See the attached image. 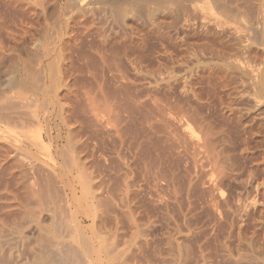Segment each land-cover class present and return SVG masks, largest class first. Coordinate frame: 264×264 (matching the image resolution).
Segmentation results:
<instances>
[{"label": "rangeland", "instance_id": "374dc122", "mask_svg": "<svg viewBox=\"0 0 264 264\" xmlns=\"http://www.w3.org/2000/svg\"><path fill=\"white\" fill-rule=\"evenodd\" d=\"M24 2H29V3H32L35 2V0H31V2L29 0H23ZM55 1V2H53ZM64 1V3H63ZM67 1V5L65 0H49V2L44 1V0H37L35 5H42L41 8L44 9V11L42 12L38 7L37 10L40 11L41 14H43L44 16H42L40 14V18H38L37 20V17H33L31 16V18L33 19V21L31 20V18H27L30 14H28L27 17H25L27 14L23 15L20 14V12H17L19 13L18 15H21V16H18L16 14V12L13 11V9L9 10L8 12V9H11V8H7L5 7V5L3 3H1L0 1V16H3V20L5 22H2L0 19V22L4 23H0V47H6V51H14L16 50V48L18 47H22V50L21 48L17 49L15 54L14 52H9V54H7L8 52L5 51V57L6 59L3 58V60L0 59V86L1 88L6 86V84H8V82H10L12 79H13V84H16L18 81H19V78L21 79V75L20 74H28V71L32 70V68H34L35 66L38 67V66H41L42 68H44V70H49L52 68L54 71L57 70V72H54L51 71L54 73V74H61L62 69V64L64 66V62L62 61L64 59V61L66 62V59L64 56H61L60 54H55L54 55H57L54 59L58 60L61 56V60L59 59V62L58 61H55L53 59V56H51L50 61H47V60H44V61H41L38 60V63H40L39 65H37L36 61L37 59L33 58V54L31 55V58H30V53L34 51H37L38 49H40V47L44 46V47H49L48 46V40L51 39L54 41V44L55 46L57 47H63L65 46V44L63 42L66 41V38L69 36L67 34H65L67 31L70 32L71 31V34L72 32L74 31L75 33H73V36H78L77 38L75 37H72L73 39L70 40V43H66V46L68 45L70 47V44H71V47H83V50L86 52H83L85 54H81L80 57H79V54L77 52L76 55L75 53L71 54V62L73 63L74 61V64L71 63L70 66H72V69L73 71L75 70L76 68V71L77 73L74 75V72H73V75L75 77V79L79 78L81 80H84V84H80V80L77 79L75 80L76 84L77 82H79L80 85L78 86H86V85H90V84H93L92 82L94 80L93 77H98V76H101V78H96L98 79H101V82L104 84L106 90H107V87L109 88L108 90L111 91L113 90V92H115V97L114 99L111 98L109 101L110 104L108 103V99H107V103L106 101H98L100 103H97V104H100L99 107H105V111H104V107L102 108L103 111H99V110H102V109H97L98 108V105L96 104L95 106V109L92 110L93 112L97 111V112H100L101 113V116H100V113L95 115L93 114V117H92V114L89 113L88 114V110L87 108L85 109L86 111H84L83 113H81V111H78L76 112L79 113V115H82V117H80V121L77 124H74L75 127H79L78 129L77 128H74V125L71 124V126L73 127H64L63 128L65 130L61 131V137H60V141L56 142V143H53L51 149L54 147V150L55 148L59 150V152L61 151V149L63 151H65V153L63 152L66 156H68L67 153H69V150L71 148L75 149V150H72V151H78L80 152L79 155L77 154H74V152H71L70 150V158L69 156L68 157H65L67 159V161L65 160L64 158V154L62 153V156L64 159L61 160L60 157H58V161H61L59 162L63 164L64 162V168L65 169H68L69 170V165L71 166L70 167V173H68L69 171H67V179L66 177H60V178H57V182H54V185H51V189L50 188V185L49 187H47V189H45L44 191L40 192L42 194H37L38 192H35V195H31L34 196L33 199L35 202H37V204H35L36 206H34L33 204L35 202H29L28 204V201H32L30 198L29 200H27V203H26V206L27 204L28 205H31V207H24L25 206V203H23V205L21 207H23L24 209L28 208V209H31L33 210L32 212L35 214H33L31 212V210H25L27 212L25 213H29L27 215H25V217L23 218L22 216L25 214L24 212L23 213H19V211L22 212V210H20L19 206L17 207L18 209H14L12 210V213L13 215L16 217L14 218H11L12 216L10 215V212L7 211V210H4L2 209L3 211L0 210V212L4 215V213L9 212L8 215L6 216L7 219L4 217V219L8 222H1L0 223V250H2L1 252L4 253V255L0 252V264H4L7 260V262L5 264H20L18 262H21V264H35L33 263L35 261V257L38 255V251H40L39 253H41V248L40 247H43L42 246V237H44L43 240L49 238V236H54L56 235L57 233V230H55V227L58 225V222H62L64 221L62 219V217L65 216V214H69L68 216L66 215L64 217V219H68L66 220L67 221V227L69 229V226H68V223L69 225L71 226L70 227V230H72L74 227V230L75 232L79 235H81L80 233H82L84 236V238H86L83 242H78L79 240H81V236L78 240L75 241L76 238H74L73 242L78 245L80 247L81 250H83V252H86L89 253L86 254L88 257H89V262L91 264H95L96 262H98L99 264H108V260H109V253L111 251L110 249V246H114L115 245H118L120 244L121 242H123L124 240V237L125 239L129 238L130 241H132V238L134 240H139L140 236H141V240H147L149 242V248L147 247V249H145V252L146 253H150L151 255L153 254V251L154 253H162L164 254L165 252V243L163 242L164 240H168L172 237V239H178V236L180 239L178 240H187V242L190 243V246H191L195 251L197 250V252H193L194 253H198L199 252V249L200 250H203L204 253L206 252L207 254H209L210 256H207V260L208 261H215V263L213 262V264H219L221 263V260H222V256H220L222 254V249L221 248V243H223L224 245V241L229 245V247H231L230 250L234 251L235 249L237 250H240V249H247L248 251H251V246H249L250 244V240L253 236V232L254 231H258L259 235L262 236V239L264 238V182H261L263 184H260L258 185L259 189H261V191H258V187L257 188H254V184L253 183H249L248 180L244 179V181L242 182V184L246 185V186H242V187H235L233 188V190H226L224 189L223 190V195L220 196V194H218V191L214 188L213 184H209V180H210V177H209V173L210 171V166L207 167L208 168H205L203 167L205 164L200 161L201 163H203L204 165L200 164L198 165V161L196 160V164L193 163L194 161H192V146L189 147V143L186 142V138L185 136L182 135V124L183 123H186V122H189L188 124H190L191 126H193V128H196V124H194L191 120H188L186 119L187 117L184 115V113L181 111L179 112V109L177 108V104L178 102L183 104L185 103L186 107L189 106L188 105V102L191 106H193L194 104V107L198 108V110L203 114H205L204 116H209L207 117L206 119H210L212 121V123H215V125L217 123L220 122L221 120V114H223V110L221 111V109L223 108L222 104H221V99L223 102H225L223 100V98H225L224 95H226L225 91H223V88H219V79L215 76H212L213 80H211V83L208 81L210 76H209V73L211 70V68L213 70H218V69H223V67L225 66L227 68V70L225 69L224 67V72L226 73V75L229 77L230 81H232V86H231V90H233L235 87V89H238L235 90L236 92H234V90L232 91L233 94H231L230 96H234L235 93L238 92V94L240 95H243L241 97H251V96H248L249 94L247 93L246 94V90H250V85L248 84V81H246V78L244 77H247L250 73L249 69L245 68V72L244 74H248V75H245L244 74H240V68H236L234 67L235 66V63L234 65L231 63L232 62V58L231 57H228L230 58V60H228V58L226 57V55H223L221 54L219 51L218 52H215V50L212 48V50L208 49L210 47V45H207L208 42L206 41H209L210 43L214 40H217L219 41V44L221 43L220 41H222L221 44H225L224 45H221L218 46V47H224L226 46L227 44V47L230 45L232 46L234 49V51H238L239 54L241 53L240 51H242V45L243 44H246L248 41H244L246 38H248L252 33H251V30L249 31L248 28H247V24L244 22V20H242V18L240 19V16L238 15V17L236 18V12L232 13L235 15V19H233L234 21V24L237 23L238 21H243L241 24H239V22L236 24L238 25L239 24V27L237 28H246V31L248 30V32L245 31V33L243 32V29L242 32H240L241 30H237L235 35L231 34V32L233 31V27L235 25H233V23L231 24V20H230V17H231V13L229 12L230 14V17L229 14H225L227 13V11L224 12V10H222V8H218L221 9L219 10L218 8L215 9V0H211L210 4L211 6L213 5L214 8L212 7H208L209 9L212 8L215 12L218 11V13L216 12V14H214V18H212L213 14H211V12L213 11H210L208 9V11H210V13H208V11H206V16L209 18L210 16V20H214L215 18V21L210 23V20L208 18H206V16L204 15L205 14V11L203 10H206L207 8H204V7H207V6H204L203 7V3L204 1L206 0H200L201 2H198V4L195 6L194 4V1L193 0H71V1H74V2H71L70 0H66ZM70 1V2H69ZM75 1H78L79 3H81L79 5V3H75ZM83 1V2H82ZM193 1V2H192ZM198 0H196L195 2H197ZM209 4V1L210 0H207ZM40 2V3H39ZM47 2V4H53L52 6H46L45 3ZM52 2V3H51ZM59 2V3H58ZM44 3V4H43ZM55 3V4H54ZM73 4L75 3V6L76 4L79 5V6H76V9L74 8L75 6L73 5H70V4ZM191 3V4H190ZM202 5V7L204 8L203 10H198L199 6L198 5ZM215 5H214V4ZM64 4L66 7L68 6L69 8L71 9H74V10H69L68 7L65 8V6L62 5ZM83 4V5H82ZM86 6V8L83 9L84 6ZM194 7L196 8H193V5ZM55 5V6H54ZM57 5V6H56ZM60 5V7H59ZM71 7H70V6ZM82 5V6H81ZM87 5H90L89 6V10H90V7H91V10L90 11H87ZM200 5V6H201ZM54 6V8H53ZM81 6V7H80ZM48 7V8H47ZM56 7H57V11H56ZM63 7H64V10H63ZM78 7V8H77ZM81 10H80V8ZM2 9V10H1ZM61 9V10H60ZM68 10L70 11L69 14H64V11ZM79 9V10H78ZM84 10V14L82 16L81 11ZM87 9V10H86ZM197 9V10H196ZM201 9V7L199 8ZM6 10L9 14H7V12L5 13ZM60 10V11H59ZM196 10V11H195ZM4 11V12H3ZM46 11L47 14H44ZM51 11V12H50ZM63 11V13L61 12ZM72 11V14L74 17H77V19L80 21H78L77 19L75 20V18L70 15ZM80 11V12H78ZM87 11V13H85ZM198 11V12H197ZM202 11V12H201ZM220 11L222 12L220 14ZM14 12V13H13ZM57 12V14H56ZM74 12V13H73ZM81 15L78 14V13ZM200 12L203 13L202 18L200 16ZM3 13H5V15H2ZM12 13V14H11ZM95 13V14H94ZM15 14L21 18V19H16L17 16H15ZM61 14H63L62 16H60ZM77 14V15H76ZM92 16H90V15ZM198 14V15H197ZM209 14V15H207ZM218 14V16H217ZM12 15V16H11ZM15 17H14V16ZM50 15V16H49ZM67 17H65V16ZM72 17H70V16ZM86 15V16H85ZM195 15V16H194ZM215 15L217 17H219V19L217 20V17H215ZM220 15V16H219ZM224 15H227V16H224ZM63 18V19H61ZM85 16V19L88 21H86L85 19H83ZM91 18H90V17ZM204 16V17H203ZM10 17V18H9ZM11 17H12V20H11ZM23 17H25L26 19H29V22H32L34 23L35 21H38L37 24L36 22L33 24L36 28H34V26L31 27V24L30 25V28L28 27H23L24 24H27L29 22L25 21L24 23V19H22ZM30 17V16H29ZM39 17V16H38ZM71 18L74 20H71L73 21V23L71 21H67L68 18ZM87 17V18H86ZM94 17V18H93ZM198 17V18H196ZM225 21V18L227 17V21L225 22H228L230 24H227L223 21V19ZM5 18V19H4ZM66 18V19H65ZM70 18L68 20H70ZM81 18V20H80ZM93 18V20H92ZM204 18V19H203ZM221 18V20H220ZM234 18L233 16L231 17V19ZM239 18V19H238ZM15 21H14V20ZM65 19V20H64ZM83 19V20H82ZM89 19V20H88ZM194 19V20H193ZM228 19L231 21H228ZM19 20L20 22H23V25H21L22 23L19 24ZM23 20V21H22ZM35 20V21H34ZM61 20H64L62 21V23L60 22ZM204 20V22H202ZM208 20H209V23H208ZM219 20L221 22H219ZM41 21V22H40ZM58 21H59V24H58ZM76 21V22H75ZM82 21V23H81ZM92 21V22H91ZM200 21V22H199ZM225 24H223L222 23ZM237 21V22H236ZM40 22L41 25H39L38 23ZM64 22V23H63ZM67 22V25L66 23ZM89 22L90 25H89ZM93 22H94V25H93ZM202 22V23H201ZM219 22V23H218ZM46 23V24H45ZM69 23L70 26L68 25ZM82 25H81V24ZM88 23V24H86ZM197 23V24H196ZM208 23L207 26H205L206 24ZM215 23H217V26L221 25L223 26V30H220V28H222L221 26L219 27V30L218 28H215ZM221 23V24H220ZM4 25L5 28H3L2 26ZM59 26H58V25ZM67 26V27H65ZM75 24V25H74ZM201 24V25H200ZM212 24V25H211ZM242 24H246L245 26H243ZM27 25V26H29ZM62 25V26H60ZM74 25L73 29H71V27ZM81 25V26H80ZM204 25V26H203ZM214 25V26H213ZM228 25V26H226ZM230 25L231 28H230ZM210 26H213V27H210ZM216 26V27H217ZM226 28H225V27ZM241 26V27H240ZM19 27H23L25 30L24 32H27L29 30L30 33H25L23 32V30H21V28ZM58 27H62L63 29H60ZM83 27V28H82ZM88 27V28H87ZM202 27V28H201ZM22 28V29H23ZM65 28V29H64ZM80 28V29H79ZM88 30H87V29ZM225 28V29H224ZM29 29V30H28ZM57 29V30H56ZM61 30V34L60 33V30ZM67 29V30H66ZM227 29V30H226ZM232 31H231V30ZM55 30H56V33H55ZM59 30V32H58ZM73 30V31H72ZM79 30V31H78ZM210 30V31H209ZM228 31L227 34L226 33H223L224 31ZM21 31V32H20ZM66 31V32H65ZM209 31V32H208ZM219 31V32H218ZM32 32V33H31ZM58 32V33H57ZM213 32V33H212ZM239 32V33H237ZM77 33V35H76ZM80 33V34H79ZM204 33V34H203ZM206 33V34H205ZM241 33H244L242 34L241 36H244L246 35V33L248 35H246V38L245 36L242 38L240 36ZM251 33V34H250ZM61 34V35H60ZM75 34V35H74ZM201 34V35H200ZM218 34V35H217ZM224 34V35H223ZM226 34V35H225ZM239 34V35H238ZM51 35V36H50ZM56 35V38H52ZM59 35V36H57ZM65 35H68L65 37ZM198 35V36H197ZM210 35V36H208ZM214 35V36H213ZM206 36V37H205ZM220 36V38H218ZM238 36L240 37L241 39V43L239 42L240 39L238 38ZM59 37V38H58ZM62 37L64 39H62ZM215 39H214V38ZM234 37H236V41L234 39ZM46 38V39H45ZM198 38H200V40H198ZM203 38V39H201ZM210 38V40H206ZM222 38V39H221ZM227 38V39H226ZM245 38V39H244ZM250 38V37H249ZM75 39L77 40L75 42ZM205 39V40H204ZM213 39V40H212ZM221 39V40H220ZM239 39V40H238ZM242 39L244 42H242ZM63 40V41H62ZM65 40V41H64ZM74 40V41H73ZM203 40V41H202ZM216 40V47H217V44H218V41ZM50 41V40H49ZM199 41V42H197ZM201 41V42H200ZM62 44H61V43ZM78 42V43H77ZM197 42V44H196ZM203 42V44H202ZM206 42V44L204 43ZM213 42V43H214ZM228 42V43H227ZM46 43V44H45ZM74 43L76 45H74ZM212 43V44H213ZM231 43V44H229ZM234 43V45H233ZM64 44V45H63ZM79 44V45H78ZM206 46H205V45ZM218 44V45H219ZM42 45V46H41ZM62 45V46H61ZM73 45V46H72ZM214 45V44H213ZM65 46V47H66ZM67 46V47H68ZM235 46V47H234ZM237 46H239L240 48H238ZM10 47V50H8L7 48ZM25 47H26V51H25ZM31 47L32 50H31ZM34 47H37L34 49ZM85 47V48H84ZM88 49H87V48ZM93 47H95L94 49H97L98 47L99 50H103V51H98V50H93ZM103 47V48H102ZM104 47H109L108 49L104 48ZM122 47H131L137 51L136 53L140 56V59L139 61L133 59V55L132 56H129L127 57L126 55H124L122 52L121 54H118L119 52L118 51H123V48ZM13 48V50H12ZM15 48V49H14ZM30 48V51L28 50ZM138 50H137V49ZM236 48V49H235ZM120 49V50H118ZM215 49H218V48H215ZM238 49V50H237ZM111 50L113 51L112 54L113 56L109 55L111 54ZM118 50V51H117ZM28 51V52H27ZM39 51V50H38ZM92 53L91 55L92 56H95V57H91V55L89 54V52ZM95 54H98V55H93V52ZM96 51L98 52H102L101 53V56H100V53H96ZM116 51V58H115V52ZM217 51V50H216ZM26 52V53H25ZM87 52L89 55H87ZM107 52H109L108 56L106 57H111L112 59H114L113 63L112 61L109 62V59L108 61H106L107 59H105V55H107ZM237 52V53H238ZM29 55H28V54ZM103 53L105 55H103ZM11 55V56H10ZM73 55V56H72ZM76 57H75V56ZM86 56L83 58V56ZM220 57H219V56ZM223 55V56H221ZM10 56V57H9ZM19 56V58H18ZM59 56V57H58ZM89 56V57H88ZM99 58V56L101 57V61L98 60L97 58ZM104 56V59H102ZM118 56V57H117ZM9 57V58H8ZM21 57V58H20ZM28 59V57L30 58L31 62H32V58L35 60V64H33L31 67L30 65H27L25 63V60H27L26 58ZM74 57V58H73ZM225 57V58H223ZM25 58V60H24ZM63 58V59H62ZM74 60H73V59ZM77 58V59H76ZM79 58H83L84 60L85 59H91L90 61L94 63H97L99 64L97 66V64H94V63H90L88 62V65H91V69L90 67L88 69H86V65H87V60L84 61L85 66L83 65L84 63L81 61L80 59V63L78 62ZM96 58V59H95ZM118 58V60H117ZM221 58V59H220ZM223 58V60H222ZM9 59V60H8ZM82 59V60H83ZM95 59V60H93ZM111 59V60H112ZM229 61L225 64L224 61ZM8 60V61H7ZM23 60V62L21 61ZM29 59L27 60L28 62L30 61ZM52 60H54L55 62H53ZM77 60V62L75 63V61ZM98 60V61H97ZM104 60V61H103ZM20 61L22 62L24 68L27 66V68H21L22 64H20ZM46 61V62H45ZM105 62L104 65H101L102 63L100 62ZM116 61V63H115ZM219 61V62H218ZM221 61V62H220ZM45 62V63H44ZM49 62V63H48ZM82 62V63H81ZM120 64H119V63ZM224 62V63H223ZM25 63V64H24ZM44 63V64H42ZM46 63L49 64L51 67H49V65L46 66ZM56 66H55V64ZM59 63H62L61 65ZM107 63H111V64H107ZM118 63V64H117ZM223 65H222V64ZM29 64V63H28ZM54 64V65H53ZM80 64H82L84 66L81 65L80 67ZM96 65V66H93L92 68V65ZM105 64L107 65H111V66H114L115 64L119 65L118 68H116L114 66V69L113 68H110V67H106ZM213 64V65H212ZM215 64V65H214ZM56 69H54L55 67ZM79 66V68L81 69V71L83 69H86L83 70L84 71V75H83V71L82 72H78L79 68L78 67H75V66ZM87 65V66H88ZM100 65L102 66L100 68ZM221 65V66H220ZM226 65H229L228 67ZM233 65V66H232ZM22 66V67H23ZM28 66H29V70L28 69ZM60 66V67H59ZM103 66H105L107 68H103ZM212 66V67H211ZM223 66V67H222ZM48 67V68H46ZM75 67V68H73ZM96 68L95 72L97 73H93L94 69ZM97 67L98 68V72L100 70H102V72L100 71V75L99 73L97 72ZM221 67V68H220ZM233 69H232V68ZM23 69L21 71V69ZM31 68V69H30ZM60 68V69H59ZM116 68V69H115ZM119 68L121 69L119 71ZM229 68V69H228ZM35 69V68H34ZM59 69V70H58ZM105 69V70H103ZM111 69V70H110ZM118 69V70H117ZM210 71H209V70ZM230 69L232 71H230ZM37 70V68L35 69ZM43 70V71H44ZM91 70V71H90ZM113 70V71H112ZM124 70V71H123ZM226 70V71H225ZM239 70V71H238ZM241 70L243 71V68H241ZM25 73H24V72ZM29 71V72H30ZM42 71V74L39 75L40 78L41 77H44V75L46 74H49L47 71H44L43 73ZM91 72L93 74L90 75V73L88 72ZM103 71H106L103 73ZM113 73H111V72ZM122 71V72H121ZM229 71V72H228ZM22 72V73H21ZM32 72H34V70H32ZM31 74L29 76L26 75L25 77H27L28 79H30L29 77H31V80H37L38 78V74H36V78L35 76L33 77L32 75H34V73ZM47 72V73H46ZM117 74H116V73ZM120 72V73H119ZM232 72V73H231ZM249 72V73H248ZM36 73V72H35ZM52 73V74H53ZM19 74V75H18ZM59 74V75H60ZM87 74V75H85ZM102 74V75H101ZM200 74V75H199ZM204 74V75H203ZM236 74V75H235ZM251 74V73H250ZM93 75V76H92ZM105 75V76H104ZM119 75H122L121 77ZM127 75V76H126ZM239 75V76H238ZM92 76V78H90ZM104 76V77H103ZM196 76V77H195ZM207 76V77H205ZM232 76L234 78H232ZM239 78H238V77ZM243 76V77H242ZM15 77H19V78H15ZM33 77V78H32ZM89 78L90 81L92 80V82H87L85 79L83 78ZM113 77V79H111ZM215 77V78H214ZM14 78L17 79L14 81ZM22 78H24V76H22ZM104 78V79H103ZM109 78L111 80H109ZM122 78V79H121ZM125 80H124V79ZM202 78V79H201ZM218 80H217V79ZM107 79V80H106ZM130 79V80H129ZM134 79V80H133ZM243 79V80H242ZM10 80V81H9ZM116 80V81H115ZM120 80V81H119ZM197 80V81H196ZM105 81V83H104ZM118 81V82H117ZM126 81V83H125ZM131 81V82H129ZM134 81V82H133ZM191 81V83H190ZM208 81V82H206ZM217 81V82H216ZM241 81H245L244 83L241 82ZM16 82V83H15ZM86 82V84H85ZM97 82V80H96ZM110 82V83H109ZM120 82V83H119ZM128 82V84H127ZM241 84H240V83ZM90 83V84H89ZM198 83V84H197ZM203 83V84H202ZM209 83V84H207ZM216 83V84H215ZM118 84V86H117ZM192 84V85H191ZM207 84V85H206ZM214 86H211L213 85ZM234 84V85H233ZM236 84V85H235ZM243 84V86H242ZM18 85V86H17ZM17 85H14V86H17L16 88H19V87H22V85L19 84V82L17 83ZM20 85V86H19ZM107 85V86H106ZM120 85V87H119ZM123 85V86H122ZM126 85V86H125ZM142 85V86H141ZM145 87H144V86ZM217 85V86H216ZM110 86V87H109ZM128 86V87H127ZM133 86V87H132ZM135 86V87H134ZM138 86V87H137ZM165 86V87H163ZM210 86V87H209ZM233 86H235L233 88ZM248 86V87H247ZM113 87V88H112ZM161 87V88H160ZM244 87H247V89H245ZM15 88V89H16ZM115 88V90H114ZM133 88V89H132ZM137 88V89H136ZM146 88V89H145ZM149 88V89H148ZM168 88V89H167ZM188 88V89H187ZM191 88V89H190ZM200 88V89H199ZM233 88V89H232ZM243 88V90H241ZM119 89V90H118ZM155 89V90H154ZM117 90V91H116ZM125 92H123V91ZM126 90H128L126 92ZM131 90V91H130ZM217 90V91H216ZM110 91V92H111ZM118 95L116 92H118ZM143 91V92H142ZM241 91V92H240ZM244 91V92H243ZM132 92V93H131ZM138 94H137V93ZM147 92V93H146ZM149 92V93H148ZM231 92V93H232ZM240 92V93H239ZM128 93V94H127ZM136 93V94H135ZM139 93L141 94L139 95ZM245 93V95H244ZM122 94V95H121ZM127 94V95H126ZM130 94V95H129ZM132 94V95H131ZM188 94V95H187ZM201 94V95H200ZM203 94V95H202ZM214 94V95H213ZM135 95V96H133ZM137 95V97H136ZM139 95V96H138ZM146 95V97H145ZM150 95V96H149ZM162 95V96H161ZM128 96V97H126ZM149 96V97H148ZM157 96V97H156ZM168 96V97H167ZM181 96V97H180ZM195 96L197 98H195ZM215 96L217 99H215ZM221 96L223 98H221ZM227 96V95H226ZM126 97V98H125ZM134 97V99H133ZM143 97H144V100H143ZM159 97V98H158ZM166 97V98H165ZM173 97V98H171ZM192 97V99H191ZM203 97V99L201 98ZM153 98V99H151ZM162 100H161V99ZM212 98V99H211ZM219 98V99H218ZM118 99V100H117ZM123 99V100H122ZM157 99V100H156ZM171 99V100H169ZM179 99V100H178ZM244 99H248V98H243V101H244V105L245 103H247L246 100ZM250 99V98H249ZM115 100V101H114ZM131 100V101H130ZM152 100V101H151ZM160 100V101H159ZM173 100V101H172ZM200 100V101H198ZM214 100V101H213ZM225 100H227V97L225 98ZM125 101V102H124ZM136 101V102H135ZM149 101V102H148ZM167 101V102H166ZM171 101V102H170ZM195 101V102H194ZM105 102V103H103ZM112 102V103H111ZM116 102V103H115ZM131 102V104H130ZM138 102V103H137ZM141 102V103H140ZM158 102V103H157ZM161 102H163V104L161 105ZM103 103V104H101ZM121 103V104H119ZM156 103V104H154ZM166 103V104H165ZM169 103V104H168ZM110 105L111 108H108V109H112V110H108L109 112L111 111L112 112V115H111V112L109 113L107 110H106V107L107 105ZM123 104H125L123 107ZM134 106H133V105ZM136 104V105H135ZM138 104V105H137ZM153 104V105H152ZM165 104V105H164ZM103 105V106H101ZM157 107H156V106ZM161 105V106H159ZM176 105V106H175ZM209 105V106H208ZM127 106V107H126ZM131 106V107H130ZM133 106V107H132ZM136 106V107H135ZM143 106V107H141ZM173 106V107H172ZM97 107V108H96ZM122 107V108H120ZM145 107V108H144ZM149 107V108H148ZM152 107V108H151ZM159 107V108H158ZM213 107V108H212ZM218 107V108H217ZM120 108V109H119ZM151 108V110H150ZM176 110H175V109ZM220 108V109H219ZM82 109V111L84 110V108H80ZM117 109V110H116ZM122 109V110H121ZM126 109V110H124ZM149 109V110H148ZM164 109V110H163ZM167 109V110H166ZM171 109V110H170ZM173 109V110H172ZM178 109V111H177ZM211 109V110H210ZM90 110V109H89ZM134 110V111H133ZM163 110V111H162ZM175 110V111H174ZM244 110V109H243ZM123 111V112H122ZM151 111V112H150ZM157 111V112H156ZM162 111V113H161ZM210 111V112H209ZM213 111V112H212ZM217 111V112H216ZM242 111V109H241ZM90 112V111H89ZM107 113L104 114V113ZM117 112V113H116ZM146 112V113H145ZM149 112V113H147ZM167 112V113H166ZM171 112V113H170ZM174 112V113H173ZM243 112V111H242ZM86 115H85V114ZM116 113V114H115ZM141 115H140V114ZM153 113V114H152ZM176 113V114H175ZM215 113V115H214ZM84 114V116H83ZM91 114V115H90ZM102 114L105 118H107V121H110L109 123L105 120L104 117H102ZM144 114V115H142ZM183 114V115H182ZM217 114V115H216ZM220 114V115H219ZM263 114H264V111H263ZM262 114L261 117H264V115ZM107 117H106V116ZM115 115V116H114ZM139 115V116H138ZM155 115H157L155 117ZM160 115V116H159ZM172 115V116H171ZM177 115V116H176ZM179 115V116H178ZM78 116V114H77ZM91 116V118L88 117ZM95 116V118H94ZM148 116V118H147ZM159 116V117H158ZM186 117V118H183ZM79 117V116H78ZM83 117L84 119L86 118L87 121H84L83 122ZM98 117V118H96ZM102 117V118H101ZM132 117V118H131ZM138 117V119H137ZM145 117V118H144ZM151 117V118H150ZM155 117V118H154ZM173 117V118H172ZM179 117V119H178ZM96 121L98 120L99 122L102 121L106 123H104V127L101 125V123L99 122H95L93 119ZM99 118L103 119V120H100ZM120 118V119H119ZM159 118V119H158ZM160 118L162 120H160ZM169 118V119H168ZM182 118V120H181ZM90 119L92 122H90ZM110 119V120H109ZM134 119H136L134 121ZM142 119V120H140ZM153 119V120H152ZM185 119V120H184ZM208 119V120H209ZM213 119V120H212ZM140 120V121H139ZM147 120V121H146ZM187 120V121H186ZM217 120V121H216ZM262 124L261 127L264 128V118H262ZM89 121V122H88ZM122 121V122H121ZM129 121V122H127ZM158 121V122H157ZM161 121V122H160ZM163 121V122H162ZM216 121V122H215ZM86 122V125L84 124ZM95 122V124H94ZM116 125H115V123ZM118 122V123H117ZM136 122V123H135ZM142 122V123H141ZM169 122V124H168ZM171 122V123H170ZM178 122V123H177ZM52 125V129H54L53 125L54 123L51 122ZM83 123V125H81ZM93 123V124H92ZM111 123V124H110ZM128 123V125H127ZM149 123V124H148ZM153 123V124H152ZM161 123V124H160ZM176 123V124H175ZM182 123V124H180ZM234 123V122H233ZM233 123H232V126H233ZM93 125L92 127L89 126V125ZM98 124V125H97ZM106 124V125H105ZM126 126H125V125ZM132 124V126H131ZM141 124V125H140ZM156 124V125H155ZM171 124V125H170ZM173 124V125H172ZM231 124V122L229 123V125ZM77 125V126H76ZM85 125V126H84ZM103 127H101V126ZM114 125V126H113ZM123 125V126H122ZM161 125V126H160ZM164 125V126H163ZM167 125V126H166ZM263 125V126H262ZM86 126H89V130H88V127ZM96 128H95V127ZM98 126L99 129H98ZM113 126V127H111ZM121 126V127H120ZM157 126V127H156ZM160 126V127H159ZM179 128H177V127ZM84 127V128H83ZM139 127V128H138ZM166 127V128H165ZM173 127V129H172ZM236 127L235 125L233 126V128ZM76 129L75 131L74 130H71L75 135L77 134V140L76 138L73 136V133L71 132L70 134V130L68 131L67 133V129ZM94 128V130L92 129ZM110 128H115L114 130L113 129H110ZM119 128V129H118ZM136 128V129H135ZM145 128V129H144ZM163 130H162V129ZM229 128H231V125L229 126ZM98 129V130H96ZM101 129V130H100ZM154 129V130H153ZM170 129V130H169ZM177 129V130H176ZM197 129V128H196ZM80 130V131H79ZM83 130V131H82ZM92 130V132L90 131ZM98 132H96V131ZM105 130V131H104ZM144 130V131H143ZM148 130V131H147ZM160 130V131H159ZM172 130V131H171ZM180 130V131H179ZM85 131H88L86 132L87 135L85 134ZM95 131V133H94ZM111 131V133L109 132ZM133 131V132H132ZM136 131V132H135ZM163 131V132H162ZM166 131L168 133H171L168 135V133H166ZM238 131V133H237ZM241 131V128L239 129V127H237L236 129H232V132L230 130V133H233L231 134V136L234 139L233 141V148L235 149H232L233 150V153L234 155L236 156V153L238 154L237 155V158L239 157V159H237V163L239 164L240 167H245V166H249L248 165V162H244L246 161V159H243V158H240L241 156H239V152H237L239 149L238 147V139H236V137L238 138V136L242 135V136H245V133H240ZM77 132V133H76ZM104 132V133H103ZM114 132V133H113ZM119 132V133H118ZM139 132V133H138ZM153 132V133H152ZM91 133H94L91 135ZM97 133V134H96ZM101 136H100V134ZM107 135H106V134ZM162 133V134H160ZM172 133H173V136H172ZM70 137H69V135ZM85 134V135H83ZM110 134V135H109ZM123 134V136H122ZM126 136H125V135ZM180 134V135H179ZM67 135V136H65ZM85 136V139L84 137L81 138V136ZM89 135V136H88ZM99 135V136H98ZM109 135V136H108ZM112 135V136H111ZM118 135V136H117ZM139 135V136H138ZM152 135V136H151ZM237 135V136H236ZM86 136H88L89 138H91V136H94L96 137V139L94 140V137L91 139H89L88 137L86 138ZM106 136V139H104ZM145 136V137H143ZM148 136V137H146ZM151 136V137H150ZM159 136V137H158ZM161 136V137H160ZM236 136V137H235ZM242 136H240L239 138H242ZM65 137H67L66 139L69 141L70 138H73L71 139L72 140H76V141H72V142H75L74 144L77 145H73V143L70 141L67 142L66 139H64ZM102 139H101V138ZM111 137V138H110ZM141 137V138H140ZM143 137V138H142ZM157 139H156V138ZM171 137V138H169ZM180 137V138H179ZM185 140H183L184 138ZM81 138V140H84L83 142H86L84 143L85 144V147L84 148L85 150H83V142L81 143L80 141H78V139ZM122 138V139H121ZM145 138V139H144ZM153 138V139H152ZM108 139V140H107ZM124 139V140H123ZM151 139V140H149ZM163 139V140H162ZM179 139V140H178ZM66 140V141H65ZM90 140V141H89ZM100 140V142H99ZM102 140V141H101ZM104 140H107L106 143L104 144ZM172 140V141H171ZM95 141H98V142H95ZM114 143H113V142ZM140 141V142H139ZM142 141V142H141ZM151 141V142H150ZM153 141V142H152ZM159 141V142H158ZM178 141V142H177ZM185 141V143L183 142ZM188 141V140H187ZM65 142V143H64ZM80 142V143H79ZM145 142V143H144ZM169 142V143H167ZM61 143V145H60ZM92 143L94 145H92ZM112 145H111V144ZM116 143V144H115ZM142 143V144H141ZM150 143V144H149ZM161 143V144H160ZM163 143V144H162ZM170 143H173V144H170ZM175 143V144H174ZM65 144L67 145H72L73 147H68L67 145L65 146ZM81 144V145H80ZM105 146H104V145ZM108 144V145H107ZM119 144V145H118ZM177 144V145H176ZM180 144V145H178ZM237 144V145H235ZM81 147H80V146ZM173 145V146H172ZM185 145V146H184ZM188 145V147H187ZM59 146V147H58ZM65 146V150L61 147H64ZM83 146V147H82ZM96 146V147H95ZM111 146V147H110ZM155 146V147H154ZM176 146V147H175ZM184 146V147H183ZM75 147H78V148H75ZM93 147V148H92ZM172 147V148H171ZM183 147V148H182ZM187 147V148H186ZM70 148V149H68ZM89 148V149H88ZM98 148V149H97ZM118 148V149H117ZM142 148V149H141ZM154 148V149H153ZM164 148V149H163ZM185 148V149H184ZM189 148V149H188ZM81 151H80V150ZM87 149V151H86ZM93 149V150H92ZM148 149V150H147ZM152 149V151H151ZM160 149V150H159ZM191 149V150H190ZM53 150V151H54ZM92 150V152H91ZM100 150V152H99ZM118 150V151H117ZM154 150V151H153ZM163 150V151H161ZM185 150V151H184ZM187 150V151H186ZM68 151V152H67ZM83 151V152H82ZM85 151V152H84ZM113 151V152H112ZM115 151V152H114ZM148 151V152H147ZM159 151V152H158ZM173 151V152H172ZM183 151V152H182ZM236 151V152H235ZM88 152V153H87ZM90 152V153H89ZM103 152V153H102ZM121 152V153H119ZM190 152V153H189ZM72 153V154H71ZM84 153V155H82ZM86 153L88 155H86ZM92 153V155H91ZM97 153V154H95ZM100 153V154H99ZM105 153V154H104ZM116 153V154H115ZM172 153V154H170ZM185 153V155H184ZM103 154V155H102ZM113 154V155H112ZM155 154V155H154ZM156 154H159L156 156ZM163 154V155H162ZM170 154V155H168ZM71 155L73 157L72 159V162H71ZM82 155V157H81ZM95 155V157H94ZM115 155V156H114ZM136 155V156H135ZM191 155V156H190ZM83 156H86L85 158H87L88 156V160L86 159H83ZM91 156V157H90ZM105 156V158L103 157ZM113 156V157H112ZM138 156V157H137ZM144 156V157H143ZM152 156V157H151ZM186 156V157H185ZM189 156V157H188ZM97 157V158H96ZM102 157V158H100ZM120 157V158H119ZM131 157V158H130ZM140 157V158H139ZM191 157V158H190ZM60 158V159H59ZM69 158V159H68ZM94 158V159H93ZM100 160H99V159ZM111 158V160H110ZM130 158V159H129ZM143 158V159H141ZM161 158V159H160ZM174 158V159H173ZM189 158V159H188ZM102 159V160H101ZM104 159V160H103ZM107 159V160H106ZM124 159V161H123ZM132 159V160H131ZM243 159V161H242ZM106 160V161H105ZM135 160V161H134ZM63 161V162H62ZM98 161V163H97ZM111 164H110V162ZM120 161V163H119ZM146 161V162H145ZM150 163H149V162ZM156 163H154V162ZM157 161V162H156ZM160 161V162H159ZM175 161V162H174ZM177 161V162H176ZM188 161V162H187ZM239 161V162H238ZM67 162V164H66ZM70 162V163H69ZM85 162V163H84ZM87 162V164H86ZM109 162V163H108ZM117 162V163H116ZM124 162V163H122ZM139 162V163H138ZM148 162V163H147ZM163 162V163H162ZM166 162V163H165ZM170 162V163H169ZM242 162V163H241ZM245 164H244V163ZM69 163V164H68ZM75 163H78L75 165ZM106 163V164H105ZM115 163V164H114ZM119 163V164H118ZM129 163V164H128ZM198 163V164H197ZM76 166H74V165ZM97 164V165H96ZM102 164V166L100 165ZM119 167H118V165ZM127 164V165H126ZM143 164L145 166H143ZM152 164V165H151ZM154 164V165H153ZM160 166H159V165ZM173 164V165H172ZM195 164V165H193ZM247 164V165H246ZM65 165H68V167H66ZM77 165H78V168L80 169L81 167H87V170L86 168H83V170L85 169L84 173L82 174V171L77 169ZM82 165V166H81ZM87 165V166H86ZM104 165V167H103ZM109 165V166H108ZM157 165V166H156ZM188 165V166H187ZM99 168H98V167ZM101 166V167H100ZM140 166V167H139ZM153 166V167H151ZM181 168H180V167ZM194 166V168H193ZM200 166V167H199ZM92 167V168H91ZM95 167V168H94ZM124 167V168H123ZM145 167V168H144ZM186 167V169H185ZM198 167V168H197ZM201 167L203 169H201ZM242 167V168H243ZM94 168V169H93ZM108 168V169H107ZM110 168V169H109ZM113 168V169H112ZM117 168V169H115ZM156 168V169H155ZM196 168L198 170H200V172L198 170H196ZM74 169V170H73ZM105 169L109 170V171H106ZM119 169H122V170H119ZM124 169V170H123ZM128 171H127V170ZM159 169V170H158ZM189 169V170H188ZM193 169V170H192ZM207 169V170H206ZM77 170V171H76ZM89 170V172H87ZM96 170V171H95ZM115 170V171H114ZM117 170V171H116ZM143 170V171H142ZM165 170V171H164ZM175 170V171H174ZM187 170V171H186ZM205 170V171H204ZM78 171H81V176H80V173L78 174H75L77 173ZM112 171V172H111ZM152 171V172H151ZM154 171V172H153ZM179 171V172H178ZM189 171V172H188ZM203 171V172H202ZM208 172L207 174H209L207 176V174L205 175V172ZM99 172V173H98ZM101 172V173H100ZM107 172V173H106ZM120 172V173H119ZM123 172H125L123 174ZM146 172V173H145ZM163 172V173H162ZM167 172V173H166ZM178 174H177V173ZM182 172V173H181ZM196 172V173H194ZM113 173V174H112ZM115 173V174H114ZM128 175H127V174ZM166 173V174H165ZM194 173V174H193ZM201 173V174H200ZM108 174V176H107ZM77 175V176H76ZM79 175V176H78ZM83 175V176H82ZM90 175V177H89ZM120 175V176H119ZM130 175V176H129ZM134 175V176H133ZM172 175V176H171ZM187 175V176H186ZM73 176V178H72ZM125 176V177H124ZM158 176V177H157ZM180 176V177H179ZM201 178H200V177ZM71 177V178H70ZM74 177H76L74 179ZM80 177V178H78ZM95 177V178H94ZM108 177V178H107ZM151 177V178H150ZM161 177V179H160ZM170 177V178H169ZM189 177V178H188ZM64 180H63V179ZM78 178V179H77ZM121 180H120V179ZM125 178V179H124ZM135 178V179H134ZM160 180H159V179ZM173 178V179H172ZM192 180H191V179ZM197 178V179H196ZM203 178V179H202ZM101 179V180H100ZM132 179V180H131ZM171 179V180H170ZM200 179V180H199ZM208 179V181H207ZM66 180V181H65ZM77 180V181H76ZM79 180V181H78ZM82 180V181H81ZM98 180V181H97ZM103 180V181H102ZM123 180V182H122ZM136 180V181H135ZM146 180V181H145ZM198 180V181H197ZM204 180V181H203ZM247 182H246V181ZM110 181V182H109ZM127 183H125V182ZM138 181V182H137ZM153 181V182H152ZM186 181V182H185ZM190 181V182H189ZM201 181V182H200ZM206 181V182H205ZM63 182H66V187L64 185H62V187L60 186L61 183ZM73 182V183H72ZM108 182V184L106 183ZM115 182V183H114ZM170 182L171 184L173 185H170ZM176 182V183H175ZM195 182V183H194ZM209 182V183H207ZM260 183V180L258 181ZM80 183H81V186H80ZM82 183L84 184L82 186ZM132 185H131V184ZM205 185H204V184ZM134 184V185H133ZM137 184V185H136ZM181 187H179L180 185ZM186 184V185H185ZM201 184V185H200ZM250 184V185H249ZM253 184V185H251ZM69 185V186H68ZM117 185V186H116ZM126 185V186H125ZM128 185V187H127ZM179 185V186H178ZM190 185V186H189ZM192 185V186H191ZM194 185V186H193ZM196 185V186H195ZM241 185V183H240ZM262 185V186H261ZM130 186V187H129ZM135 186V187H134ZM200 186V187H199ZM204 186V187H203ZM207 186V187H206ZM251 186V187H249ZM59 188V190H57ZM71 187V188H70ZM80 187V188H79ZM98 190H96L95 188ZM99 187V188H98ZM108 187V188H107ZM184 187V188H183ZM191 187V188H190ZM197 187V188H196ZM212 187V188H211ZM46 188V187H44ZM68 188V189H66ZM83 188H84V191H83ZM102 188V189H101ZM114 188V189H113ZM118 188V189H117ZM120 188V189H119ZM122 188V189H121ZM133 188V189H132ZM141 188V189H140ZM180 188V189H178ZM212 190H210V189ZM238 188V189H237ZM248 188V189H246ZM252 188V189H251ZM256 189V191L254 189ZM73 189V190H72ZM110 189V190H109ZM125 189V190H124ZM154 189V190H153ZM223 189V188H222ZM240 189V190H239ZM258 189V190H257ZM50 193V195L53 193V190H56L57 192H59L58 195H60V193H64V196L66 197L67 199V204H63V205H66V207L68 206L69 209H66L65 207V210L66 212H63V201H61V194L59 196L60 200L58 201L57 200V203L59 204V206L57 205V203H53V206L54 207H51L52 203H50V195L47 197V191ZM52 190V191H51ZM61 190V191H60ZM67 190V191H66ZM72 192H70V191ZM116 190V191H115ZM122 190V191H121ZM152 190V191H151ZM181 192H180V191ZM237 190V191H236ZM46 191V192H45ZM66 191V192H65ZM69 191V192H68ZM95 191V192H94ZM100 191V192H99ZM126 191V192H125ZM174 191V192H173ZM209 191V195L207 192ZM233 191V192H232ZM45 194H44V193ZM97 192V193H96ZM115 192V193H114ZM121 192V194H120ZM126 194H124V193ZM156 192V193H155ZM203 192V193H202ZM82 193V194H81ZM92 193V194H91ZM96 193V194H95ZM109 193H111L109 195ZM131 193V194H130ZM154 193V194H153ZM173 193V194H172ZM175 193V194H174ZM36 194L38 195L37 198H36ZM45 195L44 197L42 195ZM99 194V195H98ZM117 194V195H116ZM184 194V195H183ZM200 194V195H199ZM205 194V195H203ZM235 194V195H234ZM239 194V195H238ZM42 197H41V196ZM70 195V196H69ZM97 195V197H96ZM113 195V196H112ZM122 195V196H121ZM160 195V196H159ZM174 195V196H172ZM191 195V196H189ZM219 195V196H218ZM63 196V197H64ZM73 196V197H72ZM80 196V197H79ZM86 196V197H85ZM94 196V197H93ZM98 196L101 198V199H98ZM164 198H163V197ZM172 196V197H171ZM128 197V198H127ZM138 197V198H136ZM171 197V198H170ZM205 197V198H204ZM210 197V198H209ZM224 197V198H223ZM233 197V198H232ZM38 198L40 199H43V202L45 201L46 198H49V199H46V201L44 202V205L43 206V203H42V200L41 204H39V208H38V203L40 202L38 200ZM73 198V200H72ZM110 200H108V199ZM121 198V199H119ZM186 198V199H185ZM192 198V199H191ZM216 198V199H214ZM85 199V200H84ZM130 199V200H129ZM190 199V200H189ZM204 199V200H203ZM219 199V200H218ZM227 199L228 202H225ZM237 199V200H236ZM37 200V201H36ZM82 200V201H81ZM97 200V201H96ZM105 200H108V201H105ZM112 200V201H111ZM120 200H121V203H120ZM129 200V201H128ZM140 200V202H139ZM154 200V201H153ZM181 200V201H180ZM208 200V202H207ZM219 202H217V201ZM224 200V201H223ZM233 202H232V201ZM50 201V202H49ZM92 201V202H91ZM104 201V203H103ZM133 201V202H132ZM164 201V202H162ZM170 201V202H169ZM173 201V202H172ZM215 201V202H214ZM48 202H49V205H48ZM102 202V203H100ZM106 202H107V206H106ZM137 202V203H136ZM186 202V203H185ZM203 202V203H202ZM223 202H225L226 204H224ZM31 203V204H30ZM78 203V204H77ZM100 203V204H99ZM132 203V204H131ZM161 203V204H160ZM174 203V204H173ZM191 203V204H190ZM212 203V204H211ZM228 203V204H227ZM243 203V204H242ZM51 204V205H50ZM54 204H56L57 206H55ZM60 204L62 205L60 207ZM88 207H87V205ZM94 204V205H92ZM102 204V205H101ZM123 204H126V206L124 207ZM129 204V205H127ZM147 204V205H146ZM169 204V205H168ZM171 204V205H170ZM183 204V205H182ZM190 204V205H189ZM206 204V205H205ZM208 204V205H207ZM245 204V205H244ZM80 205V206H79ZM113 207H112V206ZM164 205V206H162ZM223 207H222V206ZM224 205H225V208H224ZM228 205L230 206V208L228 207ZM243 205V207H242ZM42 206V208H41ZM49 206V207H48ZM86 206V207H85ZM93 206V207H92ZM118 206V207H116ZM130 206V207H129ZM177 206V207H175ZM248 206V207H247ZM33 207H37V208H33ZM46 211L44 210L45 208ZM50 207H51V211H48L50 210ZM62 209H60V208ZM105 207V208H104ZM146 207V208H145ZM193 207V208H192ZM203 207V208H202ZM213 207V208H212ZM217 207V208H216ZM219 207V208H218ZM233 207V208H232ZM241 207V208H240ZM252 207V208H251ZM22 208V209H23ZM33 208V209H32ZM49 208V209H48ZM58 208V209H57ZM90 210H89V209ZM97 208V209H96ZM119 208V209H118ZM128 208V209H127ZM134 208V209H133ZM140 208V209H139ZM160 208V210H159ZM191 208V209H190ZM246 208V210H244ZM260 210H259V209ZM23 209V210H24ZM62 210V211H59ZM71 209V210H70ZM95 209V210H94ZM124 209V210H123ZM143 209V210H142ZM162 209V210H161ZM187 209V210H186ZM207 209V210H206ZM216 209V210H215ZM231 209V210H230ZM19 210V211H18ZM36 210V211H35ZM41 210V211H39ZM58 210V211H57ZM69 212H68V211ZM86 210V212H85ZM126 210V211H125ZM131 216H129L130 214ZM131 210L133 212L140 215H136L134 214V212L132 213ZM140 210V211H139ZM142 210V211H141ZM168 210V211H167ZM179 210V211H177ZM181 210V211H180ZM191 210V211H190ZM210 210V211H209ZM236 210V211H235ZM239 213H238V211ZM259 210V211H258ZM5 211V212H4ZM40 213H39V212ZM44 211V212H43ZM56 211L59 213H56ZM102 211V212H101ZM107 211V212H105ZM112 213H111V212ZM138 211V212H136ZM175 211V212H174ZM215 211V212H214ZM217 211V212H216ZM227 211V212H226ZM231 211V212H230ZM233 211V212H232ZM235 211V212H234ZM250 211V212H249ZM254 211V212H253ZM35 212H38V214H40V216H38L37 213ZM49 214H48V213ZM52 212V213H50ZM88 212V213H87ZM93 212V213H92ZM145 212V213H144ZM229 212V213H228ZM260 212V213H259ZM55 213L57 214L56 216ZM63 213V214H61ZM73 213V215H72ZM88 215H86V214ZM95 213V215H94ZM102 213V214H101ZM107 213V214H106ZM125 213V214H124ZM148 213V214H147ZM170 213V214H169ZM223 213V214H222ZM235 213V214H234ZM255 213V214H254ZM20 214H23L22 216ZM52 214V216H51ZM99 215V219H98V215ZM123 214V215H122ZM128 216H127V215ZM133 214V215H132ZM143 214V215H142ZM155 214V215H154ZM185 214V215H184ZM192 214V215H191ZM212 214V215H211ZM233 214V215H232ZM239 214V215H238ZM23 218V220L21 219V217ZM31 215V216H30ZM33 215V217H32ZM45 215V216H44ZM60 215L62 216L60 219ZM86 215V216H85ZM117 215V216H116ZM243 215V216H242ZM260 215V216H259ZM8 216H11L10 218ZM28 216V217H27ZM35 216V217H34ZM58 217L59 220H55V218ZM90 216V217H89ZM112 216V217H111ZM121 216V217H120ZM123 216V217H122ZM142 216L144 218H142ZM182 216V217H181ZM213 218H212V217ZM38 217V219H37ZM42 217V218H41ZM69 217V218H68ZM93 217H94V220H93ZM113 217H116V218H113ZM125 217V218H124ZM129 217V218H127ZM132 217V218H131ZM229 217V218H228ZM257 217V219H256ZM54 219L55 221H53L52 219ZM97 218V219H96ZM101 218V219H100ZM107 218V220H106ZM110 218V219H109ZM138 218V219H137ZM170 218V219H169ZM182 218V220H181ZM186 218V219H185ZM197 218V219H196ZM221 218V219H220ZM235 218V219H234ZM247 218V219H246ZM16 219V221L14 222H11L12 220ZM26 219V220H25ZM44 221H43V220ZM70 219V221H69ZM92 219V220H91ZM103 219V221H102ZM116 219V220H114ZM124 219V220H123ZM126 219V220H125ZM169 219V220H168ZM177 219V220H176ZM190 219V220H189ZM32 220V221H31ZM35 220V221H34ZM133 221V223L131 221ZM138 220V221H137ZM175 220V221H174ZM10 221V222H9ZM21 221L23 223H21ZM25 221V222H24ZM27 221V222H26ZM47 221V222H46ZM94 221V222H93ZM98 221V222H97ZM141 221V222H140ZM162 221V222H161ZM166 221V222H165ZM180 221V222H179ZM194 221V222H192ZM254 221V222H253ZM258 221V222H257ZM50 222V223H49ZM52 222H56V223H53ZM101 222V223H100ZM108 222V223H107ZM113 222V223H112ZM118 222V223H117ZM120 222V223H119ZM153 222V223H152ZM175 222V223H174ZM6 223V224H5ZM12 223V224H11ZM66 223V222H64ZM92 223V225H91ZM96 223V224H94ZM104 225H103V224ZM132 223V224H131ZM138 223V224H137ZM141 223V224H140ZM172 223L174 224L172 225ZM179 223V224H178ZM2 224V225H1ZM4 224V225H3ZM36 224V225H35ZM55 224V227L53 226ZM79 226H78V225ZM114 224V225H112ZM124 224V225H123ZM127 224V225H126ZM130 226H129V225ZM145 224V226H144ZM186 224V225H184ZM193 224V225H192ZM219 224V225H218ZM241 224V225H240ZM259 224V225H258ZM94 225V227H93ZM97 225V226H96ZM100 225V226H99ZM119 225V226H118ZM133 225V226H132ZM137 225V226H135ZM152 225V226H151ZM170 225V226H169ZM197 225V226H196ZM258 225V226H257ZM16 228H15V227ZM17 226H19L17 228ZM43 226V227H42ZM78 226V227H77ZM112 226V227H111ZM128 226V227H127ZM134 228H132V227ZM142 226V227H141ZM172 226V228H171ZM174 226V227H173ZM192 226V227H191ZM202 226V227H201ZM226 226V227H225ZM230 226V228H229ZM243 228H242V227ZM250 226V228H248ZM9 227V228H8ZM42 227V228H41ZM48 227V228H47ZM81 227V228H80ZM106 227V228H105ZM109 227V229H108ZM120 227V228H119ZM124 227V228H123ZM132 229H131V228ZM138 227V229H137ZM147 227V228H146ZM197 227V228H196ZM199 227V228H198ZM207 227V228H206ZM219 227V228H218ZM222 227V228H221ZM233 227V228H232ZM252 227V228H251ZM41 228V229H40ZM45 230H44V229ZM58 228V227H57ZM72 228V229H71ZM76 228V229H75ZM78 228V229H77ZM83 228V229H82ZM100 228V229H99ZM113 228V229H112ZM120 230H118V229ZM145 228V229H144ZM183 228V229H181ZM188 228V229H187ZM209 228V229H208ZM245 228V229H244ZM8 229V230H7ZM81 229V231H80ZM97 229V230H96ZM102 229V230H101ZM107 229V230H106ZM116 229V230H115ZM127 229V230H126ZM133 229L135 230L133 232ZM142 229V230H141ZM148 229V230H147ZM157 229V230H156ZM179 229L181 231H183L182 233L179 231ZM227 229V230H226ZM6 230V231H5ZM12 230V231H11ZM39 230V231H38ZM52 231L51 233H49L50 231ZM54 230V231H53ZM79 230V232H78ZM95 230V231H94ZM111 230V232H110ZM124 230V231H123ZM129 230V231H128ZM139 230V231H138ZM150 230V231H149ZM205 230V231H204ZM240 230V231H239ZM245 230V231H244ZM38 231V232H37ZM49 231V232H47ZM56 231V232H55ZM73 231V230H72ZM93 231L95 234H93ZM159 231V232H158ZM167 231V232H166ZM175 231V232H174ZM203 231V232H202ZM233 233H232V232ZM235 231V232H234ZM244 231V232H243ZM6 232V233H5ZM10 232V233H9ZM23 232V233H22ZM47 232V233H46ZM54 232V233H53ZM74 232V231H73ZM74 232V233H75ZM113 232V233H112ZM115 232V233H114ZM117 232V233H116ZM136 232V233H135ZM152 232V233H151ZM180 232V233H178ZM207 232V233H206ZM214 232V233H212ZM218 232V233H217ZM223 234H222V233ZM247 232V233H246ZM263 232V233H262ZM4 234V235H1ZM21 233V234H20ZM31 233V234H30ZM38 236V234H40ZM53 233V235H52ZM75 233V234H76ZM97 233V234H96ZM109 233V234H108ZM129 235H128V234ZM133 233V234H132ZM144 233V234H143ZM168 233V234H167ZM171 233V234H170ZM176 233V234H175ZM187 233V234H185ZM203 233V234H202ZM232 233V234H231ZM235 233V234H234ZM237 233H238V236L237 237ZM48 234V235H47ZM51 234V235H50ZM115 234V235H114ZM117 234V235H116ZM139 236H137V235ZM175 234V235H174ZM193 234V235H192ZM221 234V235H220ZM226 234V235H225ZM6 235V236H5ZM20 235V236H19ZM24 235V236H23ZM30 235V237H29ZM46 235V236H45ZM78 235V237H79ZM98 235V236H97ZM111 235V236H110ZM132 235V236H130ZM144 235V237H143ZM186 235V236H185ZM201 235V236H200ZM223 235V236H222ZM230 235V236H229ZM10 236V237H9ZM27 236V237H26ZM38 236V237H37ZM114 236V237H113ZM117 236V237H116ZM127 236V237H126ZM162 236V238H161ZM188 236V237H187ZM192 236V237H191ZM211 236V237H210ZM222 236V237H221ZM227 236V237H226ZM20 237V238H19ZM41 237V239H39ZM94 237V238H93ZM113 237V238H111ZM121 237V238H120ZM131 237V238H130ZM169 237V238H167ZM182 237V238H181ZM187 237V238H185ZM213 237V238H212ZM222 239H221V238ZM224 237V239H223ZM229 237V238H228ZM231 237V238H230ZM241 237V238H240ZM246 237V238H245ZM248 237V238H247ZM83 238V239H84ZM96 238V239H95ZM119 238V239H118ZM123 238V239H122ZM136 238V239H135ZM219 238V239H217ZM238 238V239H236ZM6 239V240H5ZM88 239V241H87ZM115 239L119 240V241H116ZM154 239V240H153ZM157 239V240H156ZM191 239V240H190ZM193 239V240H192ZM207 239V240H206ZM229 239V240H228ZM234 239V240H233ZM241 239V240H240ZM2 240V241H1ZM39 240L41 241V243H39ZM114 240L116 243H114ZM123 240V241H122ZM152 240V241H151ZM201 240V241H200ZM214 240V241H213ZM228 240V241H227ZM4 241V242H3ZM6 241V242H5ZM86 241V242H85ZM121 241V242H120ZM129 241V240H128ZM154 241V243H153ZM212 241V242H211ZM220 243H219V242ZM230 241V242H229ZM37 242V243H36ZM114 244H113V243ZM120 242V243H119ZM127 242V241H126ZM198 242V243H197ZM202 242V243H201ZM204 242V243H203ZM249 242V243H248ZM34 243V244H33ZM36 243V245H35ZM81 243V244H80ZM82 243H84L82 245ZM107 243V244H106ZM125 243V242H123ZM121 243V245L123 244ZM208 243V245H207ZM239 245H237V244ZM3 244V245H2ZM27 244V245H26ZM80 244V245H79ZM86 244V246H85ZM112 244V245H111ZM164 244V245H163ZM215 244V245H214ZM233 244V245H232ZM249 244V245H248ZM90 245V247H89ZM119 245V246H121ZM160 245V246H158ZM202 245V246H201ZM211 245V246H210ZM222 245V246H223ZM3 246V247H2ZM6 246V247H5ZM28 246V247H27ZM36 246V247H35ZM82 246V247H81ZM83 246H85V250L83 249ZM197 246V247H196ZM200 246V247H199ZM206 246H209L206 248ZM218 246V248H217ZM220 246V247H219ZM234 246V247H233ZM87 247V248H86ZM123 247V245H122ZM199 247V248H198ZM239 247V248H238ZM242 247V248H241ZM28 248H31V249H28ZM38 248V249H37ZM161 248V249H160ZM164 250H163V249ZM197 248V249H195ZM203 248V249H202ZM208 250H206V249ZM216 248V249H215ZM235 248V249H234ZM11 249V250H10ZM93 249V250H92ZM107 249V250H106ZM156 249V250H155ZM218 249H220L218 251ZM234 249V250H233ZM255 251L254 252H258L256 253L258 257H261V258H258L259 261H262L264 260V239L262 241V245L254 248ZM258 249V250H256ZM28 250V251H27ZM87 250V251H86ZM206 250V251H205ZM213 250V251H212ZM216 250L219 252H216ZM235 250V251H236ZM17 251V252H16ZM36 251V252H35ZM108 251V252H106ZM156 251V252H155ZM19 252V253H18ZM106 252V253H105ZM209 252V253H208ZM212 252V253H211ZM221 252V254H220ZM261 252V253H260ZM6 253V255H5ZM9 253V254H8ZM16 253V254H15ZM26 253V254H25ZM36 253V254H35ZM24 254V255H23ZM107 254V256L105 255ZM212 254V255H211ZM215 254V256H214ZM219 254V255H218ZM262 254V256H261ZM35 255V257L33 256ZM154 255V254H153ZM14 256V257H13ZM91 256V257H90ZM105 256V257H104ZM208 257H211V258H208ZM213 257V258H212ZM220 257V258H219ZM222 257V258H221ZM14 258V259H13ZM35 258V259H34ZM3 259V260H2ZM9 259V260H8ZM16 259V260H15ZM212 259V260H210ZM221 259V260H220ZM88 260V258H87ZM96 261V262H95ZM219 261V262H218ZM258 263H261L259 262ZM263 262V261H262ZM97 264V263H96Z\"/></svg>", "mask_w": 264, "mask_h": 264}, {"label": "bare ground", "instance_id": "6f19581e", "mask_svg": "<svg viewBox=\"0 0 264 264\" xmlns=\"http://www.w3.org/2000/svg\"><path fill=\"white\" fill-rule=\"evenodd\" d=\"M1 1V3H3L4 5H5V7H9V8H11V9H8V12H9V10H10V12H11V10L13 9V11L14 12H16V14L18 15L19 13H17V12H20V14H22V16L23 15H25V14H27L25 17H27L28 16V14H30L27 18H31V16H33L34 18L35 17H37V20H38V18H40V17H42V16H44L43 14H41L43 11H44V9L46 8H44V9H42L41 8V6L40 5H35V3H36V1L37 0H35V2H33L32 1V3H29L28 1L27 2H24L23 0H0ZM30 2H31V0H29ZM44 1H46V0H44ZM71 1V0H70ZM69 1V2H70ZM194 1V0H193ZM192 1V2H193ZM196 1V0H195ZM194 1V5L196 6L197 4H198V2H201L200 0H198L197 2H195ZM204 1V0H203ZM47 2H49V0H47ZM47 2L45 3V5L47 4ZM53 2H55V1H53ZM65 2H66V4L65 5H67L68 3H67V1L65 0ZM71 2H74V1H71ZM79 3L78 1H75V3ZM83 2V1H82ZM210 2H211V0L209 1V4H207L206 5V3H208V1L206 0V1H204V3L203 2H201V3H203L202 5H203V7L204 6H207V7H204V8H207L206 10H203L204 8L202 7V5H201V3H200V5H198L199 6V8L201 7V9H199L198 8V10H203V11H205V16H206V11H208V7H212V8H214V6L212 5L211 6V4H212V2H211V4H210ZM215 9H217L218 7L219 8H222V10H224V12L225 11H227V13H225V14H229V12L232 14V13H234V12H236V15L238 14L239 16H240V19L242 18V20H244V22L248 25L247 26V28H248V30L250 29L251 30V35L248 37V38H246V35H248L247 33H246V35H244L245 36V42L246 41H248L246 44H243L242 45V51H240L241 53L239 54V52L237 53L236 51H234L233 49V47L232 46H228L227 47V45L226 46H222V47H218V46H220V44L222 43V41H220L221 43L219 44V41L217 40V38H216V40L218 41V44H217V47H216V40H214V41H212L211 43L209 42V41H206V42H208L207 43V45H210V47L208 48V49H210V50H212V48L215 50V52H220L221 54H223V55H226V57L228 58V57H233L232 58V64L234 65V63H235V66L234 67H236V68H240L238 71L240 72V74H244V73H246L245 72V68H247V69H249V71H250V73H249V75L248 74H244V76L245 75H248L247 77H244V78H246V81H248V84L250 85V90H246V94L248 93L249 95L248 96H251V97H241V96H243V95H241V91L239 92L240 93V95L238 94V92L237 93H235L234 94V96H230L231 94H233V90H234V92H236L235 90H237V89H235L236 87L235 86H233V90H231V86H232V81H230V79H229V77L226 75V73L224 72V67H223V69L221 70V69H218V70H213L212 68H211V70L212 71H210L209 69V71L210 72H208L209 73V76H210V78H209V82L211 81V80H213L212 78V76H215V77H217L218 79H219V81L218 82H220L219 84V88H223V91H225V93H226V95H224L225 96V98L227 97V100H225V98H223L222 96H221V98H223V100L225 101V102H223L222 101V99H221V104H222V106H223V108L221 109V111L223 110V114H221V120H220V122L219 123H217L216 125H215V123H212V121L209 119H206L207 117H209V116H204L205 114H203L202 115V113L198 110V108L196 107H194V105L193 106H191L190 104H189V102H188V105L189 106H187L186 107V105H185V103H184V105L183 104H181V103H179L178 102V104H177V108L179 109V112H183L184 113V115L187 117H184L183 116V118H186V119H188V120H191L194 124H196V128H193V126H191L190 124H188L189 122H186V123H180V124H182V127H183V131L181 132L182 133V135L183 136H185V138L188 140H186V142H188L189 143V147L190 146H192L191 148H192V150H191V154H192V161H194L193 163H195L196 162V160L198 161V165H200V164H202V165H204L203 167H205V168H208L209 166H210V170H208V171H210V175L209 174H207L208 172L206 171L205 172V175L207 174V176L209 175V177H210V180H209V182H207V183H209V184H213V186H214V188L218 191V194H220V196H222L224 193H223V190L224 189H226V190H233V188H235V187H242L244 184H242V182L244 181V179H246V180H248V182L249 183H253L254 184V188H257L258 187V185H260V184H263V183H261V182H264V128H262L261 127V125L260 124H262L261 122L263 121L262 120V118H264V117H261L262 116V114H263V111H264V0H215ZM40 3V2H39ZM50 3V2H49ZM52 3V2H51ZM59 3V2H58ZM63 3H64V1H63ZM75 3H71L70 5H73V6H75ZM44 4V3H43ZM55 4V3H54ZM81 3H79V5H80ZM191 4V3H190ZM49 4H47L46 6H48ZM53 4H50L49 6H52ZM62 5V4H61ZM64 5V4H63ZM62 5V6H63ZM64 5V6H65ZM69 5V6H70ZM79 5H77L76 4V6H79ZM83 5V4H82ZM81 5V6H82ZM193 5V4H192ZM194 5H193V8H196V7H194ZM39 6V7H38ZM55 6V5H54ZM54 6H53V8H54ZM57 6V5H56ZM76 6L74 7L75 9H76ZM80 6V7H81ZM84 6H85V4H84ZM88 7H87V9L89 8V6L90 5H87ZM218 6V7H217ZM42 11L41 13H40V11L39 10H37L38 8ZM59 7H60V5H59ZM68 7V6H67ZM66 6H65V8H67ZM71 7V6H70ZM79 7V8H80ZM1 8V7H0ZM48 8V7H47ZM61 8V7H60ZM78 8V7H77ZM84 8H86V6L85 7H83V9ZM212 8H210L209 10L210 11H213V12H211V14H213L215 11V9L213 10ZM218 8V9H219ZM68 9L69 10H74V9H71V8H69L68 7ZM82 9V10H83ZM86 9V10H87ZM2 10V9H1ZM46 10V9H45ZM61 10V9H60ZM59 10V11H60ZM63 10H64V7H63ZM79 10V9H78ZM80 10H81V8H80ZM90 10H91V7H90ZM89 9L87 10V11H90ZM197 10V9H196ZM195 10V11H196ZM219 10H221V9H219ZM218 10V11H219ZM221 10V11H222ZM5 11V13L7 12L6 10H4ZM3 11V12H4ZM56 11H57V7H56ZM75 11V10H74ZM87 11L85 12V13H87ZM210 11H208V13H210ZM218 11H216L217 13H218ZM220 11V14L222 13ZM1 12V11H0ZM7 12V14H9ZM13 12V13H14ZM51 12V11H50ZM62 13H63V11H61ZM69 12L70 11H66V9H65V11H64V14H69ZM78 12H80V11H78ZM77 12V13H78ZM198 12V11H197ZM202 12V11H201ZM200 12V16H199V18L201 17L202 18V16L201 15H203V13H201ZM216 12L214 13V14H216ZM5 13H3L2 15H5ZM74 13V12H73ZM82 13H84V10L83 11H81V13L80 14H82ZM1 14V13H0ZM12 14V13H11ZM15 14V16H17ZM40 14L42 15V16H40ZM44 14H47L46 13V11H45V13ZM56 14H57V12H56ZM66 14V15H67ZM79 14V13H78ZM79 14V15H80ZM95 14V13H94ZM214 14L212 15L213 17L212 18H214ZM219 14V13H218ZM218 14H217V16H218ZM63 14H61L60 16H62ZM70 15H72L73 16V14H72V11H71V13H70ZM69 15V16H70ZM77 15V14H76ZM84 14H82V16H83ZM90 15V14H89ZM198 15V14H197ZM207 15H209V14H207ZM227 15H224V16H227ZM238 15L236 16V18L238 17ZM12 16V15H11ZM14 16V15H13ZM14 16V17H15ZM18 16H21V15H18ZM17 16V18L16 19H21V18H19ZM21 16V17H22ZM39 16V17H38ZM50 16V15H49ZM59 16V17H60ZM65 16V15H64ZM86 16V15H85ZM85 16H84V18L83 19H85ZM91 16V15H90ZM89 16V17H90ZM195 16V15H194ZM216 15H215V17H217ZM220 16V15H219ZM234 17V18H232L231 19V17ZM25 17H23L22 19H24ZM32 17V18H33ZM66 17V16H65ZM71 17V16H70ZM69 17V18H70ZM74 17V16H73ZM80 17H81V15H80ZM92 17V16H91ZM90 17V18H91ZM204 17V16H203ZM211 17V16H210ZM209 17V18H210ZM228 17H230V14H229V16ZM231 17H230V20L232 21H230L229 19H228V21H230L231 22V24L233 23V25H235L232 29H233V31L231 32V34H233L234 32H236L237 30H239L240 28H237V27H239V24H241L242 22L241 21H238L239 22V24L238 25H236L237 23H235L234 24V21H233V19L234 20H236L235 19V15L234 14H232L231 15ZM10 18V17H9ZM31 18V20L33 21V19ZM61 18V17H60ZM67 18V17H66ZM65 18V19H66ZM68 18V19H69ZM72 18V17H71ZM70 18V20H68L67 19V21H71V20H74V18H75V20L77 19V17H74L73 19H71ZM82 18V17H81ZM81 18H80V20H81ZM87 18V17H86ZM94 18V17H93ZM93 18H92V20H93ZM196 18H198V17H196ZM206 18H208L207 16H206ZM208 18V19H209ZM222 18V17H221ZM221 18H220V20H221ZM0 19H2L1 21L2 22H5L4 20H3V16H0ZM5 19V18H4ZM29 19H24V23H25V21H27V22H29ZM41 19V18H40ZM61 19H63V18H61ZM64 19V20H65ZM79 19V18H78ZM77 19V20H78ZM82 19V20H83ZM204 19V18H203ZM211 19V18H210ZM209 19V20H210ZM216 19V18H215ZM215 19L213 20H210V23H211V21L212 22H214L215 21ZM219 19V17H217V20ZM223 19V18H222ZM227 19V17L225 18V21H227L226 20ZM239 19V18H238ZM11 20H12V17H11ZM14 20V19H13ZM64 20H61L60 22L62 23V21H64ZM86 20V19H85ZM89 20V19H88ZM194 20V19H193ZM209 20H208V23H209ZM219 20V22H221ZM15 21V20H14ZM23 21V20H22ZM35 21V20H34ZM79 21V20H78ZM87 21V20H86ZM223 21H224V19H223ZM223 21H222V23H223ZM224 21V22H225ZM2 22H0V23H2ZM36 22V24H37V22L38 21H35ZM34 22V23H35ZM41 22V21H40ZM40 22L38 23L39 25H41L40 24ZM72 23H73V21H71ZM76 22V21H75ZM80 22V21H79ZM88 22V21H87ZM92 22V21H91ZM91 22H89V25H90V23ZM200 22V21H199ZM202 22H204V20L202 21ZM201 22V23H202ZM218 22V23H219ZM241 22V23H240ZM243 22V23H244ZM20 23H22L21 25H23V22H20V20H19V24L18 25H20ZM33 22H32V24H31V22H29V23H27V24H24V26L23 27H28V28H30V25L29 24H31V27L32 26H34L33 24H34ZM64 23V22H63ZM66 23V25H67V22H65ZM81 23H82V21H81ZM80 23V24H81ZM205 23V22H204ZM208 23L205 25V26H207L208 25ZM225 23H227V24H230V23H228V22H225ZM2 24H4V23H2ZM2 24H1V26H2ZM46 24V23H45ZM58 24H59V21H58ZM57 24V25H58ZM70 24L71 23H69L68 25L70 26ZM83 24V23H82ZM81 24V25H82ZM86 24H88V23H86ZM197 24V23H196ZM221 24V23H220ZM224 24V23H223ZM246 24H242L243 26H245ZM27 25H29V26H27ZM64 25V24H63ZM72 25V24H71ZM75 25V24H74ZM74 25L71 27V29H73V27H74ZM80 25V26H81ZM91 25H92V23H91ZM93 25H94V22H93ZM201 25V24H200ZM212 25V24H211ZM215 25V28H218V30H219V27L221 26H217V23H215L214 24ZM213 25V26H214ZM225 25V24H224ZM59 26V25H58ZM60 26H62V25H60ZM65 26V25H64ZM204 26V25H203ZM213 26H210V27H213ZM217 26V27H216ZM226 26H228V25H226ZM231 26L232 25H230V28H231ZM237 26V27H236ZM3 28H5V26L3 25L2 26ZM22 27V28H23ZM63 27V26H62ZM60 28V27H58V28H60V29H63V28ZM65 27H67V26H65ZM222 28H220V30H223V26H221ZM225 27V26H224ZM237 28V30H235L234 31V29H236ZM241 27V26H240ZM19 28H21V27H19ZM21 28V30H23V32H24V28L22 29ZM34 28H36L35 26H34ZM68 28V27H67ZM75 28V27H74ZM83 28V27H82ZM88 28V27H87ZM86 28V29H87ZM202 28V27H201ZM226 28V27H225ZM224 28V29H225ZM0 29H1V27H0ZM31 29V28H30ZM37 29V28H36ZM59 29V30H60ZM65 29V28H64ZM69 29V28H68ZM80 29V28H79ZM241 29H243V28H241ZM240 29V30H241ZM245 29V31H246V28H244ZM244 29H243V32L245 33V31H244ZM29 30V29H28ZM57 30V29H56ZM56 30H55V33H56ZM59 30H58V32H59ZM67 30V29H66ZM74 30V29H73ZM72 30V31H73ZM76 30V29H75ZM74 30V31H75ZM88 30V29H87ZM227 30V29H226ZM224 31L223 33H226L227 34V32H229V30L228 31ZM248 30L246 31V32H248ZM249 30V31H250ZM29 31H31V30H29ZM27 32V30H26V32H24V34L25 33H30V32ZM69 31H70V29H69ZM72 32V34H71V31L70 32H66L65 34H67V33H69L68 35H65V37L66 36H68L67 38H66V43H70V40H72L73 38L72 37H75V38H77L76 36H73V33H75V32ZM79 31V30H78ZM210 31V30H209ZM208 31V32H209ZM21 32V31H20ZM57 32V33H58ZM219 32V31H218ZM240 32H242V30L240 31ZM32 33V32H31ZM60 33H61V30H60ZM213 33V32H212ZM230 33V32H229ZM237 33H239V32H237ZM244 33H241L240 34V36L242 35V34H244ZM249 33V32H248ZM61 34H63V33H61ZM60 34V35H61ZM80 34V33H79ZM204 34V33H203ZM206 34V33H205ZM225 34V35H226ZM236 33H234L233 35H235ZM75 35V34H74ZM76 35H77V33H76ZM201 35V34H200ZM218 35V34H217ZM224 35V34H223ZM237 35V34H236ZM239 35V34H238ZM51 36V35H50ZM54 36V35H53ZM57 36H59V35H57ZM198 36V35H197ZM208 36H210V35H208ZM214 36V35H213ZM244 36H241L242 38L244 37ZM206 37V36H205ZM52 38H56V35L54 36V37H52ZM59 38V37H58ZM80 38V37H79ZM79 38H77V39H79ZM214 38V37H213ZM218 38H220V36L218 37ZM236 37H234V39H235ZM238 38L240 39V37L238 36ZM46 39V38H45ZM62 39H64L63 37H62ZM201 39H203V38H201ZM215 39V38H214ZM222 39V38H221ZM220 39V40H221ZM227 39V38H226ZM237 39V38H236ZM236 39H235V41H236ZM238 39V40H239ZM50 40V41H49ZM48 40V46L49 47H44V46H42V47H40V49H38L37 51H35V53H34V51L32 50V48L33 47H31V50L33 51V53L31 52L30 53V58H31V55L33 56V58H34V56H35V58L37 59V65H39L40 63H38V60H40L41 59V61H44V60H47V61H50L51 62V60H50V58H51V56L52 55H54V53L55 54H60L61 56H64L65 57V59H66V62L64 61V59L62 60L63 62H64V66H63V64L62 63H59L60 65L62 64V69H60V70H62V72H61V74H60V72H59V74H54L52 71H54L52 68V71H51V69H50V71L49 70H44V68H42L41 66H38V67H34L35 69L37 68V70H35L34 68H32V70H34V72H32V70L30 71L29 70V66H28V69L27 70H29L28 71V74L29 73H31L32 72V74L34 73V75H32L33 77L36 75V74H38V78H37V80H31V77H29L30 79H28L27 77H25L26 75L28 76V74H20L21 75V79L19 78V77H15V78H19V81L17 80V79H15L14 78V81L15 80H17L18 82H19V84L20 85H22V87H19V88H16L18 85H17V83L16 84H13L14 82H13V79L10 81V82H8V84H6V86H4V87H2L1 88V86H0V210L1 211H3L2 209H4V210H7V211H11L10 212V215L12 216H8L9 218L11 217V218H14L15 216L13 215V213H12V210H14V209H18L17 207L19 206V208H20V210H22V212L21 211H19V213H23L26 209L27 210H31V209H28V208H26V209H24L23 207H21L22 205H23V203H25V206L24 207H31V205H28L29 204V202H35L33 199H35V198H33L34 196H32L31 197V195H35V192H38L37 194H42V193H40V192H42V191H44L45 189H47V187H49V185H50V188L49 189H51L53 186H55L54 185V182H57L56 180H57V178H60V177H66L67 178V171H69L68 173H70V165H69V167H68V165H65L66 167H68L69 168V170L68 169H65L64 168V162H63V164L62 163H60L59 164V162H61V161H59V162H57L58 161V157H60L61 158V160L62 159H64L65 157H68L69 156V158H70V155H69V153H70V150H71V152H74V154H76V152H77V154L79 155V153L80 152H78V151H72V150H75V149H73V148H68V149H70L69 150V153H67L68 154V156H66L64 153H65V146L67 145V144H65V146L64 147H61V148H63L65 151H63L62 149H61V151H63V152H59V150L58 149H56L55 148V150H54V147H56V146H54L52 149H51V147H52V145H53V143H56V142H58V141H60L59 139H60V137H61V131H63V130H65L64 128H63V126L64 127H67V128H69V127H72L74 124H77L78 125V123H79V121L80 120H82V119H80V117H82V115H79V113H77L78 114V116H77V114H76V112H77V110L78 111H81V113H83L84 111H86L85 109L87 108V110H88V114L89 113H93V114H95V112H96V114L95 115H97V114H99L100 112H97V111H95V112H93L92 110H94L95 109V106H96V104L97 103H100V102H98V101H106V103H107V99H108V97H109V99H108V103L110 104V102L109 101H111L110 99L111 98H113L114 99V97H115V92H113V90L111 91V89H110V91L108 90L109 88L107 87V90H106V88H105V86H104V84L101 82V76H98L99 78H101V79H99V81H98V79H96V78H98V77H93L94 78V80H95V82L93 81L92 82V80L90 81V79L88 78H83V79H85L87 82H92L93 84H90V85H86V86H78V85H80V84H84L83 82H84V80H81L80 78H79V76H78V78L77 79H79L80 80V84H79V82H77V84H76V82H75V80H77V79H75L74 80V78L73 77H75L74 75L77 73V71H76V68L75 67H78L79 68V66H75V67H73V68H75V72L73 71V69H72V66H70L71 65V54H73V53H75V52H77L78 54H79V57H80V55L81 54H85L86 52L83 50V47H71V44H70V47L68 46H66V43L65 42H63L64 44H65V46H63V47H56L55 46V44H54V39L52 40L51 39V37H50V39ZM198 40H200V38H198ZM205 40V39H204ZM206 40H210V38H208V39H206ZM213 40V39H212ZM63 41V40H62ZM74 41V40H73ZM77 40L75 39V42H76ZM203 41V40H202ZM243 41V39H242V42H244ZM197 42H199V41H197ZM197 42H196V44H197ZM201 42V41H200ZM206 42H204L205 44H206ZM214 42V43H213ZM240 43H241V39H240V41H239ZM61 43V42H60ZM78 43V42H77ZM214 45H213V44ZM228 43V42H227ZM46 44V43H45ZM62 44V43H61ZM63 44V45H64ZM202 44H203V42H202ZM204 44V45H205ZM224 44H225V42H224ZM224 44H221V45H224ZM229 44H231V43H229ZM74 45H76L75 43H74ZM79 45V44H78ZM198 45V44H197ZM232 45V44H231ZM233 45H234V43H233ZM62 46V45H61ZM73 46V45H72ZM206 46V45H205ZM235 47V46H234ZM238 48H240L239 46H237ZM19 48H21L22 49V47H19ZM18 47L16 48V50L17 49H19ZM35 48H37V47H34V49ZM85 48V47H84ZM87 48V47H86ZM95 47H93V50L95 51V50H98V51H103V50H99V48L100 47H98L97 49H94ZM103 48V47H102ZM104 48H106V47H104ZM109 47H107L106 49H108ZM123 48V51H122V49H121V51H118V50H120V49H118L117 51L119 52H117L118 54H121V52L124 54V55H126L127 57H129V56H132L133 57V59H135V60H137V61H139V60H141L140 59V56L136 53L137 51L134 49V47L133 48H131V47H122ZM215 48H218V49H215ZM8 50H10V47H8L7 48ZM15 49V48H14ZM88 49V48H87ZM137 49V48H136ZM236 49V48H235ZM12 50H13V48H12ZM16 50H15V52H16ZM22 50H24V49H22ZM27 49H26V47H25V51H26ZM29 51H30V48L28 49ZM138 50V49H137ZM217 50V51H216ZM238 50V49H237ZM5 51H6V47H0V59L1 60H3V58L5 57ZM18 51V50H17ZM94 51H92L93 52V55L95 54L94 53ZM98 51H96V53H100V52H98ZM105 51V50H104ZM103 51V52H104ZM6 52H8L7 54H9V52H11V50L10 51H6ZM12 52H14V51H12ZM11 52V53H12ZM15 52H14V54H15ZM28 52V51H27ZM83 52H85V53H83ZM89 52V51H88ZM88 52H87V55H91L92 53H90L89 52V54H88ZM112 50H111V54H109V52H107V55H105L104 53H103V55H105V59H107L106 61H108V59H109V62H111L112 61V63H113V61H114V59H112L111 57H106V56H108V54L111 56H113V54H112ZM115 52V58H116V51H114ZM18 53V52H17ZM16 53V54H17ZM26 53V52H25ZM102 53V52H101ZM101 53H100V56H101ZM5 54V55H4ZM13 54V53H12ZM15 54V55H16ZM28 54V53H27ZM77 54V55H78ZM29 55V54H28ZM75 55H76V53H75ZM74 55V56H75ZM76 55V56H77ZM95 55H98V54H95ZM223 55H221V56H223ZM11 56V55H10ZM9 56V57H10ZM57 55H54L53 56V59H54V57L55 58H57L56 57ZM61 56H60V60H61ZM73 56V55H72ZM75 56V57H76ZM83 56V58L84 57H86V56H84V55H82ZM99 56V58L101 59V57ZM219 56V55H218ZM8 57V58H9ZM59 57V56H58ZM89 57V56H88ZM91 57H95V56H92L91 55ZM103 58L102 59H104V56H102ZM118 57V56H117ZM220 57V56H219ZM18 58H19V56H18ZM21 58V57H20ZM26 58V57H25ZM25 58H24V60H25ZM30 58L28 57V59L30 60ZM32 58V62H31V60L28 62L27 60H25V63L27 64V65H30L31 63V67H33L34 65L33 64H35V60ZM74 58V57H73ZM72 58V59H73ZM77 58H78V56H77ZM76 58V59H77ZM83 58H79L78 60V62L80 63V59H81V61L84 63V61L85 60H87V59H83ZM96 58H97V56H96ZM95 58V59H96ZM99 58H97L98 60H100ZM223 58H225V57H223ZM223 58H222V60H223ZM4 59H6V57L4 58ZM59 59L58 60H56V59H54L55 61H58L59 62ZM83 59V60H82ZM92 59V58H91ZM90 59V60H91ZM95 59H93V60H95ZM104 59V60H105ZM112 59V60H111ZM221 59V58H220ZM9 60V59H8ZM7 60V61H8ZM54 60H52L53 62H55ZM74 60V59H73ZM89 59H88V61H87V65H88V62H90L91 64L92 63H94V61L93 62H91ZM97 60V61H98ZM103 60V61H104ZM117 60H118V58H117ZM228 60H230V58H228ZM22 62H23V60H21ZM20 61V64H22V62ZM101 61V60H100ZM99 61V62H100ZM102 61V62H103ZM106 61L105 62H100V63H102L101 65H104V63H106ZM31 62V63H30ZM46 62V61H45ZM44 62V63H45ZM77 62V60L75 61V63ZM81 62V63H82ZM86 62V61H85ZM219 62V61H218ZM221 62V61H220ZM225 62V64L227 63V62H229V61H227V59H226V61H224ZM223 62V63H224ZM24 63V64H25ZM29 63V64H28ZM44 63H42V64H44ZM49 63V62H48ZM98 63V62H97ZM97 63H94V64H97ZM115 63H116V61H115ZM119 63V62H118ZM117 63V64H118ZM51 64H52V62H51ZM55 64V63H54ZM53 64V65H54ZM72 64H74V61H73V63ZM85 64L86 63H84L83 65L85 66ZM92 65V68H93V66H96V65ZM107 64H111V63H107ZM107 64H105V66L106 67H110V68H113L114 69V66L116 67V68H118V66L119 65H117V64H115L114 66H109V65H107ZM120 64V63H119ZM222 64V63H221ZM33 65V66H32ZM47 65H49V64H47L46 63V66ZM52 65V66H53ZM81 65L82 64H80V67H81ZM82 65V66H83ZM86 65V69H88L91 65H88L87 66ZM99 64H97V66H98ZM100 65V68L102 67ZM213 65V64H212ZM215 65V64H214ZM223 65V64H222ZM232 65V66H233ZM22 66H23V64H22ZM21 66V68H24V66L22 67ZM55 66H56V64H55ZM55 66H53V67H55ZM58 66V65H57ZM56 66V67H57ZM84 66H83V68H84ZM105 66H103V68H106ZM221 66V65H220ZM227 67L229 66V65H226ZM49 67H51L50 65H49ZM56 67L54 68V69H56ZM60 67V66H59ZM212 67V66H211ZM230 67V66H229ZM20 68V69H21ZM25 68H27V66L25 67ZM25 68H24V70H25ZM46 68H48V67H46ZM95 68V67H94ZM98 68L99 67H97V72H98ZM115 68V69H116ZM221 68V67H220ZM232 68V67H231ZM241 68H243V71L241 70ZM31 69V68H30ZM49 69V68H48ZM58 69V70H59ZM81 69H82V67H81ZM81 69L79 68L78 70V72L80 73V72H82L83 70H85L86 71V69H83L82 71H81ZM90 69H91V67H90ZM102 69V68H101ZM225 69L227 70V68L225 67ZM229 69V68H228ZM233 69V68H232ZM23 69H21V71H22ZM49 71L48 73L49 74H45L44 75V77H41L40 78V76L39 75H41L42 74V71ZM89 70V69H88ZM95 70H96V68L93 70L94 72L93 73H96L95 72ZM103 70H105V69H103ZM106 70H107V68H106ZM111 70V69H110ZM118 70V69H117ZM121 69L119 68V71H120ZM225 70V71H226ZM44 71H43V73H44ZM91 71V70H90ZM101 72H102V70H100ZM99 71V72H100ZM108 71V70H107ZM113 71V70H112ZM124 71V70H123ZM230 71H232L231 69H230ZM24 72V71H23ZM26 72V71H25ZM24 72V73H25ZM36 72V73H35ZM46 72V73H47ZM54 72H57V70L56 71H54ZM73 72H74V75H73ZM88 72V71H87ZM98 72V73H99ZM104 72H106V71H103V73ZM111 72V71H110ZM122 72V71H121ZM229 72V71H228ZM22 73V72H21ZM53 73V74H52ZM83 73V75H84V71L82 72ZM88 73H90V75L91 74H93V73H91V72H88ZM111 73H113V72H111ZM116 73V72H115ZM120 73V72H119ZM232 73V72H231ZM81 74V73H80ZM97 74V73H96ZM117 74V73H116ZM19 75V74H18ZM31 74H29V76H30ZM85 75H87V74H85ZM99 75H100V73H99ZM102 75V74H101ZM200 75V74H199ZM204 75V74H203ZM236 75V74H235ZM22 76H24V78H22ZM93 76V75H92ZM92 76L90 77V78H92ZM105 76V75H104ZM103 76V77H104ZM120 77L122 76V75H119ZM127 76V75H126ZM239 76V75H238ZM237 76V77H238ZM32 77V78H33ZM196 77V76H195ZM205 77H207V76H205ZM214 77V78H215ZM243 77V76H242ZM35 78H36V76H35ZM92 78V79H93ZM216 78V79H217ZM232 78H234L233 76H232ZM239 78V77H238ZM104 79V78H103ZM111 79H113V77L111 78ZM110 78H109V80H111ZM122 79V78H121ZM124 79V78H123ZM202 79V78H201ZM217 79V80H218ZM96 80H97V82H96ZM107 80V79H106ZM125 80V79H124ZM130 80V79H129ZM134 80V79H133ZM243 80V79H242ZM83 81V82H82ZM116 81V80H115ZM120 81V80H119ZM197 81V80H196ZM208 81H206V82H208ZM118 82V81H117ZM129 82H131V81H129ZM134 82V81H133ZM212 82V81H211ZM210 82V83H211ZM217 82V81H216ZM241 82H243V81H241ZM245 82V81H244ZM243 82V83H244ZM104 83H105V81H104ZM110 83V82H109ZM120 83V82H119ZM125 83H126V81H125ZM132 83V82H131ZM190 83H191V81H190ZM212 83H214V82H212ZM240 83V82H239ZM85 84H86V82H85ZM106 84V83H105ZM127 84H128V82H127ZM198 84V83H197ZM203 84V83H202ZM207 84H209V83H207ZM206 84V85H207ZM216 84V83H215ZM241 84V83H240ZM245 84V83H244ZM14 85H17V86H14ZM19 85V86H20ZM192 85V84H191ZM234 85V84H233ZM236 85V84H235ZM107 86V85H106ZM117 86H118V84H117ZM123 86V85H122ZM126 86V85H125ZM142 86V85H141ZM144 86V85H143ZM211 86H214V84L213 85H211ZM217 86V85H216ZM221 86V87H220ZM242 86H243V84H242ZM110 87V86H109ZM119 87H120V85H119ZM128 87V86H127ZM133 87V86H132ZM135 87V86H134ZM138 87V86H137ZM145 87V86H144ZM163 87H165V86H163ZM210 87V86H209ZM248 87V86H247ZM247 87H244L245 89H247ZM16 88V89H15ZM113 88V87H112ZM161 88V87H160ZM221 88V89H222ZM133 89V88H132ZM137 89V88H136ZM146 89V88H145ZM149 89V88H148ZM168 89V88H167ZM188 89V88H187ZM191 89V88H190ZM200 89V88H199ZM114 90H115V88H114ZM119 90V89H118ZM155 90V89H154ZM241 90H243V88L241 89ZM117 91V90H116ZM123 91V90H122ZM128 90H126V92H127ZM131 91V90H130ZM217 91V90H216ZM123 92H125V91H123ZM129 92V91H128ZM143 92V91H142ZM232 92V93H231ZM244 92V91H243ZM117 93V95H118V93H119V91L118 92H116ZM130 93V92H129ZM132 93V92H131ZM137 93V92H136ZM135 93V94H136ZM147 93V92H146ZM149 93V92H148ZM120 94V93H119ZM128 94V93H127ZM126 94V95H127ZM138 94V93H137ZM141 93H139V95H140ZM122 95V94H121ZM130 95V94H129ZM132 95V94H131ZM138 95V96H139ZM188 95V94H187ZM201 95V94H200ZM203 95V94H202ZM214 95V94H213ZM244 95H245V93H244ZM133 96H135V95H133ZM141 96H142V94H141ZM150 96V95H149ZM148 96V97H149ZM162 96V95H161ZM117 97V96H116ZM115 97V98H116ZM126 97H128V96H126ZM125 97V98H126ZM136 97H137V95H136ZM145 97H146V95H145ZM157 97V96H156ZM168 97V96H167ZM181 97V96H180ZM198 97V96H197ZM196 96H195V98H197ZM159 98V97H158ZM166 98V97H165ZM171 98H173V97H171ZM202 99H203V97H201ZM243 98H248L247 100L246 99H244V100H246L247 101V103H245V105H244V101H243ZM250 98V99H249ZM133 99H134V97H133ZM151 99H153V98H151ZM161 99V98H160ZM191 99H192V97H191ZM212 99V98H211ZM215 99H217L216 98V96H215ZM219 99V98H218ZM118 100V99H117ZM123 100V99H122ZM143 100H144V97H143ZM157 100V99H156ZM162 100V99H161ZM169 100H171V99H169ZM179 100V99H178ZM115 101V100H114ZM131 101V100H130ZM152 101V100H151ZM160 101V100H159ZM173 101V100H172ZM198 101H200V100H198ZM214 101V100H213ZM97 102V103H96ZM125 102V101H124ZM136 102V101H135ZM149 102V101H148ZM167 102V101H166ZM171 102V101H170ZM195 102V101H194ZM103 103H105V102H103ZM103 103H101V104H103ZM107 103V104H108ZM112 103V102H111ZM116 103V102H115ZM138 103V102H137ZM141 103V102H140ZM158 103V102H157ZM107 104H105V105H107ZM119 104H121V103H119ZM130 104H131V102H130ZM154 104H156V103H154ZM163 104V102H161V105ZM166 104V103H165ZM164 104V105H165ZM169 104V103H168ZM98 105V108L97 109H99L100 107H99V105L100 104H97ZM104 105V104H103ZM103 105H101V106H103ZM122 105V104H121ZM125 104H123V107H125L124 106ZM133 105V104H132ZM136 105V104H135ZM138 105V104H137ZM153 105V104H152ZM161 105H159V106H161ZM134 106V105H133ZM132 106V107H133ZM156 106V105H155ZM176 106V105H175ZM209 106V105H208ZM104 107V106H103ZM103 107H101L100 109H102ZM127 107V106H126ZM131 107V106H130ZM136 107V106H135ZM141 107H143V106H141ZM157 107V106H156ZM173 107V106H172ZM80 108H84V110L82 111V109H80ZM108 108H111V106L110 105H107V107H106V110L108 111V110H112V109H108ZM120 108H122V107H120ZM119 108V109H120ZM145 108V107H144ZM149 108V107H148ZM152 108V107H151ZM151 108H150V110H151ZM159 108V107H158ZM213 108V107H212ZM218 108V107H217ZM90 109V110H89ZM104 109V111H105V107L103 108ZM103 109L102 110H99V111H103ZM175 109V108H174ZM178 109H177V111H178ZM220 109V108H219ZM241 109H242V111H241ZM244 109V110H243ZM117 110V109H116ZM122 110V109H121ZM124 110H126V109H124ZM149 110V109H148ZM164 110V109H163ZM162 110V111H163ZM167 110V109H166ZM171 110V109H170ZM173 110V109H172ZM176 110V109H175ZM174 110V111H175ZM211 110V109H210ZM90 111V112H89ZM134 111V110H133ZM162 111H161V113H162ZM109 112V111H108ZM108 112H106V113H104V114H106L107 115V113ZM111 112V111H110ZM109 112V113H110ZM112 112H113V110H112ZM112 112H111V115H112ZM123 112V111H122ZM151 112V111H150ZM157 112V111H156ZM210 112V111H209ZM213 112V111H212ZM217 112V111H216ZM109 113H108V115H109ZM117 113V112H116ZM115 113V114H116ZM146 113V112H145ZM147 113H149V112H147ZM167 113V112H166ZM171 113V112H170ZM174 113V112H173ZM85 114V113H84ZM84 114H83V116H84ZM90 114V115H91ZM93 114H92V117H93ZM140 114V113H139ZM153 114V113H152ZM176 114V113H175ZM86 115V114H85ZM105 115V116H106ZM141 115V114H140ZM142 115H144V114H142ZM183 115V114H182ZM214 115H215V113H214ZM217 115V114H216ZM220 115V114H219ZM261 115V116H260ZM264 115V114H263ZM100 116H101V113H100ZM115 116V115H114ZM139 116V115H138ZM157 115H155V117H156ZM160 116V115H159ZM158 116V117H159ZM172 116V115H171ZM177 116V115H176ZM179 116V115H178ZM88 117V116H87ZM90 118H91V116H89ZM88 117V118H89ZM102 117H104L103 116V114H102ZM101 117V118H102ZM107 117V116H106ZM154 117V118H155ZM94 118H95V116H94ZM96 118H98V117H96ZM101 118H99L100 120H103V119H101ZM105 118V117H104ZM108 118V117H107ZM107 118H105V120L107 121ZM132 118V117H131ZM145 118V117H144ZM147 118H148V116H147ZM151 118V117H150ZM173 118V117H172ZM93 119V118H92ZM120 119V118H119ZM137 119H138V117H137ZM159 119V118H158ZM169 119V118H168ZM178 119H179V117H178ZM94 120V119H93ZM110 120V119H109ZM136 119H134V121H135ZM140 120H142V119H140ZM139 120V121H140ZM153 120V119H152ZM160 120H162L161 118H160ZM180 120V119H179ZM181 120H182V118H181ZM185 120V119H184ZM213 120V119H212ZM84 121H87L86 120V118L84 119V117H83V122ZM95 121V120H94ZM97 122H99L98 120H96ZM95 121V122H96ZM106 121L105 122H103L102 123V121L101 122H99V123H101V125L104 127V123H106ZM147 121V120H146ZM187 121V120H186ZM217 121V120H216ZM215 121V122H216ZM51 122H53L54 123V125H53V127H54V129H52V127H51V125H52V123ZM89 122V121H88ZM90 122H92L91 121V119H90ZM95 122H94V124H95ZM96 122V123H97ZM108 123L110 122V121H107ZM122 122V121H121ZM127 122H129V121H127ZM158 122V121H157ZM161 122V121H160ZM163 122V121H162ZM231 122V128H229V123ZM234 122V123H233ZM80 123H81V121H80ZM79 123V124H80ZM108 123H106V124H108ZM115 123V122H114ZM118 123V122H117ZM130 123V122H129ZM136 123V122H135ZM142 123V122H141ZM171 123V122H170ZM178 123V122H177ZM232 123H233V126L235 125L236 127H234L235 129L237 128V127H239V129L241 128V130H243V131H241L240 133H245V136H242V135H244V134H242V135H240V136H242V138H239L240 136H238V138L236 137V139H238V151L237 152H239V156H241L240 158H243V159H246V161H244V162H248V165L249 166H245V167H240L239 166V164L237 163V159H239V157L237 158V153H236V156L234 155V153H233V150L232 149H235V148H233V141H234V139L235 138H233L232 136H231V134H233V133H230V130H231V132H232V129H234L233 128V126H232ZM71 124H73L72 126H71ZM85 125H86V122L84 123ZM93 124V123H92ZM89 125V126H93V125ZM105 124V125H106ZM111 124V123H110ZM149 124V123H148ZM153 124V123H152ZM161 124V123H160ZM168 124H169V122H168ZM176 124V123H175ZM76 125V126H77ZM81 125H83V123L81 124ZM84 125V126H85ZM98 125V124H97ZM100 125V126H101ZM115 125H116V123H115ZM125 125V124H124ZM127 125H128V123H127ZM141 125V124H140ZM156 125V124H155ZM171 125V124H170ZM173 125V124H172ZM89 126H86V127H88V130L90 129L89 128ZM100 126H98V129H99V127ZM101 126V127H102ZM114 126V125H113ZM113 126H111V127H113ZM123 126V125H122ZM126 126V125H125ZM131 126H132V124H131ZM161 126V125H160ZM159 126V127H160ZM164 126V125H163ZM167 126V125H166ZM263 126V125H262ZM95 127V126H94ZM102 127V128H103ZM121 127V126H120ZM157 127V126H156ZM177 127V126H176ZM66 128V129H67ZM73 128V127H72ZM74 128H79V127H75V125H74ZM84 128V127H83ZM96 128V127H95ZM139 128V127H138ZM166 128V127H165ZM177 128H179V127H177ZM63 129V130H62ZM92 129V128H91ZM98 129H96V130H98ZM110 129H113V128H110ZM115 129V128H114ZM113 129V130H114ZM119 129V128H118ZM136 129V128H135ZM145 129V128H144ZM162 129V128H161ZM172 129H173V127H172ZM70 130V134H71V130H76V129H67V133H68V131ZM92 130H94V128L92 129ZM92 130H90L91 132H92ZM95 130V131H96ZM101 130V129H100ZM154 130V129H153ZM163 130V129H162ZM170 130V129H169ZM177 130V129H176ZM73 131V132H74ZM77 131V130H76ZM80 131V130H79ZM83 131V130H82ZM95 131H94V133H95ZM99 131V130H98ZM105 131V130H104ZM144 131V130H143ZM148 131V130H147ZM160 131V130H159ZM172 131V130H171ZM180 131V130H179ZM72 132V133H73ZM86 132H88V131H85V134L87 135V133ZM97 132V131H96ZM110 133H111V131H109ZM133 132V131H132ZM136 132V131H135ZM163 132V131H162ZM169 132V131H168ZM167 131H166V133H168ZM77 133V132H76ZM94 133H91V135L92 134H94ZM98 133V132H97ZM96 133V134H97ZM104 133V132H103ZM114 133V132H113ZM119 133V132H118ZM139 133V132H138ZM153 133V132H152ZM237 133H238V131H237ZM85 134H83V135H85ZM100 134V133H99ZM106 134V133H105ZM160 134H162V133H160ZM169 134H171V133H168V135ZM69 135V134H68ZM72 135V134H71ZM75 134L73 133V136H74ZM81 136V138L82 137H84V139H85V136ZM95 135V134H94ZM107 135V134H106ZM110 135V134H109ZM108 135V136H109ZM125 135V134H124ZM180 135V134H179ZM233 135H235V134H233ZM65 136H67V135H65ZM76 137H77V134L75 135ZM74 136V137H75ZM89 136V135H88ZM88 136H86V138L88 137ZM96 136V135H95ZM99 136V135H98ZM100 136H101V134H100ZM112 136V135H111ZM118 136V135H117ZM122 136H123V134H122ZM126 136V135H125ZM139 136V135H138ZM152 136V135H151ZM150 136V137H151ZM172 136H173V133H172ZM68 137V136H67ZM67 137H65L64 139H66ZM69 137H70V135H69ZM75 137V138H76ZM94 136H91V138H89V139H91L92 140V138H93ZM143 137H145V136H143ZM142 137V138H143ZM146 137H148V136H146ZM159 137V136H158ZM161 137V136H160ZM62 138V137H61ZM81 138H79L78 139V141H80L81 140ZM101 138V137H100ZM111 138V137H110ZM141 138V137H140ZM156 138V137H155ZM169 138H171V137H169ZM180 138V137H179ZM182 138H184V137H182ZM185 138L183 139V140H185ZM71 139H73V138H70L69 139V141H70V143L72 142V141H76L77 140V138H76V140H72L71 141ZM96 139V137H94V140ZM102 139V138H101ZM104 139H106V136H105V138ZM122 139V138H121ZM145 139V138H144ZM153 139V138H152ZM157 139V138H156ZM67 140V139H66ZM65 140V141H66ZM108 140V139H107ZM107 140H104L105 142H104V144L106 143V141ZM124 140V139H123ZM149 140H151V139H149ZM163 140V139H162ZM179 140V139H178ZM68 140H67V142H69ZM84 140H81L80 142L82 143ZM90 141V140H89ZM102 141V140H101ZM172 141V140H171ZM79 142V143H80ZM95 142H98V141H95ZM99 142H100V140H99ZM98 142V143H99ZM113 142V141H112ZM140 142V141H139ZM142 142V141H141ZM151 142V141H150ZM153 142V141H152ZM159 142V141H158ZM178 142V141H177ZM184 143H185V141H183ZM65 143V142H64ZM73 143V145H75L74 143L75 142H72ZM84 143H86V142H83V145H84V147H83V150H85L84 148H86L85 147V144ZM107 143H108V141H107ZM114 143V142H113ZM145 143V142H144ZM167 143H169V142H167ZM78 144V143H77ZM76 144V145H77ZM87 144V143H86ZM100 144V143H99ZM103 144V145H104ZM111 144V143H110ZM116 144V143H115ZM142 144V143H141ZM150 144V143H149ZM161 144V143H160ZM163 144V143H162ZM170 144H173V143H170ZM175 144V143H174ZM60 145H61V143H60ZM75 145V146H76ZM81 145V144H80ZM79 145V146H80ZM92 145H94L93 143H92ZM100 145H102V144H100ZM108 145V144H107ZM112 145V144H111ZM119 145V144H118ZM177 145V144H176ZM178 145H180V144H178ZM235 145H237V144H235ZM68 147H73L72 145H67ZM78 146V145H77ZM105 146V145H104ZM173 146V145H172ZM185 146V145H184ZM183 146V147H184ZM59 147V146H58ZM81 147V146H80ZM96 147V146H95ZM111 147V146H110ZM155 147V146H154ZM176 147V146H175ZM182 147V148H183ZM187 147H188V145H187ZM186 147V148H187ZM75 148H78V147H75ZM93 148V147H92ZM172 148V147H171ZM89 149V148H88ZM98 149V148H97ZM118 149V148H117ZM142 149V148H141ZM154 149V148H153ZM164 149V148H163ZM185 149V148H184ZM189 149V148H188ZM54 150V151H53ZM80 150V149H79ZM93 150V149H92ZM92 150H91V152H92ZM148 150V149H147ZM160 150V149H159ZM236 150V149H235ZM81 151V150H80ZM86 151H87V149H86ZM118 151V150H117ZM151 151H152V149H151ZM154 151V150H153ZM161 151H163V150H161ZM185 151V150H184ZM187 151V150H186ZM68 152V151H67ZM83 152V151H82ZM85 152V151H84ZM99 152H100V150H99ZM113 152V151H112ZM115 152V151H114ZM148 152V151H147ZM159 152V151H158ZM173 152V151H172ZM183 152V151H182ZM236 152V151H235ZM62 153L65 155H63L64 156V158H63V156H62ZM88 153V152H87ZM86 153V155H88ZM90 153V152H89ZM101 153V152H100ZM99 153V154H100ZM103 153V152H102ZM119 153H121V152H119ZM190 153V152H189ZM72 154V153H71ZM81 154V153H80ZM95 154H97V153H95ZM105 154V153H104ZM116 154V153H115ZM170 154H172V153H170ZM170 154H168V155H170ZM82 155H84V153L82 154ZM82 155H81V157H82ZM91 155H92V153H91ZM103 155V154H102ZM113 155V154H112ZM155 155V154H154ZM157 155H159V154H156V156ZM163 155V154H162ZM184 155H185V153H184ZM115 156V155H114ZM136 156V155H135ZM191 156V155H190ZM71 157H72V155H71ZM86 156H83V159H85V161H86V159L88 160V156H87V158H85ZM91 157V156H90ZM94 157H95V155H94ZM103 157V156H102ZM102 157H100V158H102ZM113 157V156H112ZM138 157V156H137ZM144 157V156H143ZM152 157V156H151ZM186 157V156H185ZM189 157V156H188ZM59 158V159H60ZM68 158V159H69ZM97 158V157H96ZM103 158H105V156L103 157ZM120 158V157H119ZM131 158V157H130ZM129 158V159H130ZM140 158V157H139ZM191 158V157H190ZM72 159H73V157L70 159L71 160V162H72ZM94 159V158H93ZM99 159V158H98ZM141 159H143V158H141ZM161 159V158H160ZM174 159V158H173ZM189 159V158H188ZM243 159H242V161H243ZM65 160L67 161V159L65 158ZM74 160V159H73ZM100 160V159H99ZM102 160V159H101ZM104 160V159H103ZM107 160V159H106ZM105 160V161H106ZM110 160H111V158H110ZM132 160V159H131ZM69 161V160H68ZM67 161V162H68ZM123 161H124V159H123ZM135 161V160H134ZM200 161H202L203 163H201ZM67 162H66V164H67ZM74 162V161H73ZM72 162V163H73ZM110 162V161H109ZM108 162V163H109ZM146 162V161H145ZM149 162V161H148ZM147 162V163H148ZM154 162V161H153ZM157 162V161H156ZM160 162V161H159ZM175 162V161H174ZM177 162V161H176ZM188 162V161H187ZM239 162V161H238ZM243 162V163H244ZM70 163V162H69ZM68 163V164H69ZM85 163V162H84ZM97 163H98V161H97ZM117 163V162H116ZM119 163H120V161H119ZM118 163V164H119ZM122 163H124V162H122ZM139 163V162H138ZM150 163V162H149ZM155 163V162H154ZM163 163V162H162ZM166 163V162H165ZM170 163V162H169ZM242 163V162H241ZM76 164H78V163H75V165ZM86 164H87V162H86ZM106 164V163H105ZM110 164H111V162H110ZM115 164V163H114ZM117 164V165H118ZM125 164V163H124ZM129 164V163H128ZM156 164V163H155ZM196 164V163H195ZM195 164H193V165H195ZM245 164V163H244ZM74 165V164H73ZM74 165V166H75ZM97 165V164H96ZM101 166H102V164H100ZM127 165V164H126ZM152 165V164H151ZM154 165V164H153ZM159 165V164H158ZM161 165V164H160ZM159 165V166H160ZM173 165V164H172ZM207 165H208V167H207ZM247 165V164H246ZM82 166V165H81ZM87 166V165H86ZM100 166V167H101ZM109 166V165H108ZM143 166H145L144 164H143ZM157 166V165H156ZM188 166V165H187ZM196 166V165H195ZM76 167V166H75ZM98 167V166H97ZM103 167H104V165H103ZM118 167H119V165H118ZM140 167V166H139ZM151 167H153V166H151ZM180 167V166H179ZM200 167V166H199ZM83 168H86V170H87V167H84V165H83V167H81L80 169L78 168V165H77V169H79V170H83ZM92 168V167H91ZM95 168V167H94ZM93 168V169H94ZM99 168V167H98ZM124 168V167H123ZM145 168V167H144ZM181 168V167H180ZM193 168H194V166H193ZM198 168V167H197ZM196 168V170H198ZM108 169V168H107ZM107 169H105L106 171H109V170H107ZM110 169V168H109ZM113 169V168H112ZM115 169H117V168H115ZM156 169V168H155ZM185 169H186V167H185ZM201 169H203L202 167H201ZM74 170V169H73ZM119 170H122V169H119ZM124 170V169H123ZM127 170V169H126ZM159 170V169H158ZM189 170V169H188ZM193 170V169H192ZM207 170V169H206ZM77 171V170H76ZM81 171H78L77 173H75V174H78V173H80ZM85 171V169L82 171V174H83V172ZM96 171V170H95ZM115 171V170H114ZM117 171V170H116ZM128 171V170H127ZM143 171V170H142ZM165 171V170H164ZM175 171V170H174ZM187 171V170H186ZM199 172H200V170H198ZM205 171V170H204ZM87 172H89V170L87 171ZM112 172V171H111ZM152 172V171H151ZM154 172V171H153ZM179 172V171H178ZM189 172V171H188ZM203 172V171H202ZM84 173H86V172H84ZM99 173V172H98ZM101 173V172H100ZM107 173V172H106ZM120 173V172H119ZM125 172H123V174H124ZM146 173V172H145ZM163 173V172H162ZM167 173V172H166ZM165 173V174H166ZM177 173V172H176ZM182 173V172H181ZM194 173H196V172H194ZM193 173V174H194ZM113 174V173H112ZM115 174V173H114ZM127 174V173H126ZM129 174V173H128ZM127 174V175H128ZM178 174V173H177ZM201 174V173H200ZM77 176V175H76ZM79 176V175H78ZM80 176H81V173H80ZM83 176V175H82ZM107 176H108V174H107ZM120 176V175H119ZM130 176V175H129ZM134 176V175H133ZM172 176V175H171ZM187 176V175H186ZM63 177V178H64ZM89 177H90V175H89ZM125 177V176H124ZM158 177V176H157ZM180 177V176H179ZM200 177V176H199ZM62 178V179H63ZM71 178V177H70ZM72 178H73V176H72ZM76 177H74V179H75ZM78 178H80V177H78ZM77 178V179H78ZM95 178V177H94ZM108 178V177H107ZM151 178V177H150ZM170 178V177H169ZM189 178V177H188ZM201 178V177H200ZM67 179H69V178H67ZM120 179V178H119ZM125 179V178H124ZM135 179V178H134ZM159 179V178H158ZM160 179H161V177H160ZM159 179V180H160ZM173 179V178H172ZM191 179V178H190ZM197 179V178H196ZM203 179V178H202ZM64 180V179H63ZM101 180V179H100ZM121 180V179H120ZM132 180V179H131ZM171 180V179H170ZM192 180V179H191ZM200 180V179H199ZM245 180V181H246ZM260 180V183L258 182ZM61 181V180H60ZM60 181H58V182H60ZM66 181V180H65ZM77 181V180H76ZM79 181V180H78ZM82 181V180H81ZM98 181V180H97ZM103 181V180H102ZM136 181V180H135ZM146 181V180H145ZM198 181V180H197ZM204 181V180H203ZM207 181H208V179H207ZM58 182H57V184H58ZM62 182V181H61ZM110 182V181H109ZM122 182H123V180H122ZM125 182V181H124ZM138 182V181H137ZM153 182V181H152ZM186 182V181H185ZM190 182V181H189ZM201 182V181H200ZM206 182V181H205ZM247 182V181H246ZM73 183V182H72ZM107 184H108V182H106ZM115 183V182H114ZM126 183V182H125ZM176 183V182H175ZM195 183V182H194ZM240 183H241V185H240ZM127 184V183H126ZM131 184V183H130ZM204 184V183H203ZM253 184H251V185H253ZM51 185H53L52 187H51ZM62 185H66V182H63V183H61V187H62ZM84 184L82 183V186H83ZM132 185V184H131ZM134 185V184H133ZM137 185V184H136ZM170 185H173V184H171V182H170ZM180 185V184H179ZM178 185V186H179ZM186 185V184H185ZM201 185V184H200ZM205 185V184H204ZM250 185V184H249ZM67 186V185H66ZM65 186V187H66ZM69 186V185H68ZM80 186H81V183H80ZM117 186V185H116ZM126 186V185H125ZM190 186V185H189ZM192 186V185H191ZM194 186V185H193ZM196 186V185H195ZM244 186H246V185H244ZM262 186V185H261ZM44 187H46V188H44ZM127 187H128V185H127ZM130 187V186H129ZM135 187V186H134ZM179 187H181V185L179 186ZM200 187V186H199ZM204 187V186H203ZM207 187V186H206ZM249 187H251V186H249ZM260 187V186H259ZM259 187H258V189H259ZM54 188H56V187H54ZM71 188V187H70ZM80 188V187H79ZM95 188V187H94ZM99 188V187H98ZM108 188V187H107ZM184 188V187H183ZM191 188V187H190ZM197 188V187H196ZM212 188V187H211ZM223 188V189H222ZM237 188V189H238ZM253 188V189H254ZM261 188V187H260ZM57 189V188H56ZM66 189H68V188H66ZM96 189V188H95ZM102 189V188H101ZM114 189V188H113ZM118 189V188H117ZM120 189V188H119ZM122 189V188H121ZM133 189V188H132ZM141 189V188H140ZM178 189H180V188H178ZM210 189V188H209ZM236 189V188H235ZM246 189H248V188H246ZM252 189V188H251ZM257 189V190H258ZM57 190H59V188L57 189ZM73 190V189H72ZM97 190V189H96ZM110 190V189H109ZM125 190V189H124ZM154 190V189H153ZM210 190H212V189H210ZM240 190V189H239ZM255 191H256V189H254ZM264 190V189H263ZM47 191V190H46ZM45 191V192H46ZM52 191V190H51ZM61 191V190H60ZM67 191V190H66ZM65 191V192H66ZM70 191V190H69ZM68 191V192H69ZM83 191H84V188H83ZM98 191V190H97ZM116 191V190H115ZM122 191V190H121ZM152 191V190H151ZM180 191V190H179ZM237 191V190H236ZM258 191H261V189H259ZM48 192V191H47ZM50 192V191H49ZM47 193V197L50 195V193ZM70 192H72V191H70ZM95 192V191H94ZM100 192V191H99ZM126 192V191H125ZM174 192V191H173ZM181 192V191H180ZM233 192V191H232ZM44 193V192H43ZM97 193V192H96ZM95 193V194H96ZM115 193V192H114ZM124 193V192H123ZM156 193V192H155ZM203 193V192H202ZM208 194H209V191L207 192ZM36 194V198H37V195ZM45 194V193H44ZM42 195L43 197L45 196V195ZM59 194V192H57L56 190H53V193L50 195V203H52V205H51V207H54L53 206V203H57V200L59 199L60 200V198H61V201H63V203H62V205L63 204H67L66 202H67V199H66V197L64 196V193H60V195L61 194H63V195H61V197L59 198V196L60 195H58ZM82 194V193H81ZM92 194V193H91ZM111 193H109V195H110ZM120 194H121V192H120ZM125 194V193H124ZM131 194V193H130ZM154 194V193H153ZM173 194V193H172ZM175 194V193H174ZM99 195V194H98ZM117 195V194H116ZM126 195V194H125ZM184 195V194H183ZM200 195V194H199ZM203 195H205V194H203ZM209 195H211V194H209ZM235 195V194H234ZM239 195V194H238ZM32 198H30V197ZM41 196V195H40ZM41 196V197H42ZM64 196V197H63ZM70 196V195H69ZM113 196V195H112ZM122 196V195H121ZM160 196V195H159ZM172 196H174V195H172ZM171 196V197H172ZM189 196H191V195H189ZM219 196V195H218ZM73 197V196H72ZM80 197V196H79ZM86 197V196H85ZM94 197V196H93ZM96 197H97V195H96ZM163 197V196H162ZM170 197V198H171ZM29 198L32 200V201H28V204H27V206H26V203H27V200H29ZM45 198V197H44ZM44 198L43 199H40V198H38V200L40 201V200H42V203H43V206H45L44 205V202L46 201V199H49V198H46L45 199V201L43 202V200H44ZM128 198V197H127ZM136 198H138V197H136ZM164 198V197H163ZM205 198V197H204ZM210 198V197H209ZM224 198V197H223ZM233 198V197H232ZM98 199H101L99 196H98ZM108 199V198H107ZM119 199H121V198H119ZM186 199V198H185ZM192 199V198H191ZM214 199H216V198H214ZM58 200V201H59ZM72 200H73V198H72ZM85 200V199H84ZM108 200H110V199H108ZM108 200H105V201H108ZM130 200V199H129ZM128 200V201H129ZM190 200V199H189ZM204 200V199H203ZM219 200V199H218ZM237 200V199H236ZM37 201V200H36ZM82 201V200H81ZM97 201V200H96ZM112 201V200H111ZM154 201V200H153ZM181 201V200H180ZM217 201V200H216ZM224 201V200H223ZM232 201V200H231ZM38 202V201H37ZM37 202H35L33 205L34 206H36L35 204H37ZM49 202H48V205H49ZM92 202V201H91ZM133 202V201H132ZM139 202H140V200H139ZM162 202H164V201H162ZM170 202V201H169ZM173 202V201H172ZM207 202H208V200H207ZM215 202V201H214ZM217 202H219V201H217ZM225 202H228L227 201V199H226V201ZM225 202H223L224 204H226ZM233 202V201H232ZM42 203H41V201L38 203V208H39V204H41L42 205ZM100 203H102V202H100ZM99 203V204H100ZM103 203H104V201H103ZM120 203H121V200H120ZM137 203V202H136ZM186 203V202H185ZM203 203V202H202ZM220 203V202H219ZM78 204V203H77ZM132 204V203H131ZM161 204V203H160ZM174 204V203H173ZM191 204V203H190ZM189 204V205H190ZM212 204V203H211ZM228 204V203H227ZM243 204V203H242ZM55 206H59V204L57 203V205L56 204H54ZM61 204H60V207L62 206ZM87 205V204H86ZM89 205V204H88ZM88 205H87V207H88ZM92 205H94V204H92ZM102 205V204H101ZM124 205V207L126 206V204H123ZM127 205H129V204H127ZM147 205V204H146ZM169 205V204H168ZM171 205V204H170ZM183 205V204H182ZM206 205V204H205ZM208 205V204H207ZM245 205V204H244ZM80 206V205H79ZM106 206H107V202H106ZM112 206V205H111ZM162 206H164V205H162ZM222 206V205H221ZM29 207V208H30ZM49 207V206H48ZM51 207H50V210H48V211H51L52 209H51ZM59 207V208H60ZM66 209H69L68 208V206L66 207V205H63V212H66V210H65V208ZM86 207V206H85ZM93 207V206H92ZM113 207V206H112ZM116 207H118V206H116ZM130 207V206H129ZM175 207H177V206H175ZM223 207V206H222ZM228 207L230 208V206L228 205ZM242 207H243V205H242ZM248 207V206H247ZM24 210H23V209ZM34 209L35 208H37V207H33ZM32 208V209H33ZM41 208H42V206H41ZM45 208V207H44ZM105 208V207H104ZM146 208V207H145ZM193 208V207H192ZM203 208V207H202ZM213 208V207H212ZM217 208V207H216ZM219 208V207H218ZM224 208H225V205H224ZM233 208V207H232ZM241 208V207H240ZM252 208V207H251ZM46 209L47 208H45L44 210L46 211ZM49 209V208H48ZM58 209V208H57ZM60 209H62V208H60ZM59 209V211H62V210H60ZM89 209V208H88ZM97 209V208H96ZM119 209V208H118ZM128 209V208H127ZM134 209V208H133ZM140 209V208H139ZM191 209V208H190ZM226 209V208H225ZM259 209V208H258ZM71 210V209H70ZM90 210V209H89ZM95 210V209H94ZM124 210V209H123ZM143 210V209H142ZM141 210V211H142ZM159 210H160V208H159ZM162 210V209H161ZM187 210V209H186ZM207 210V209H206ZM216 210V209H215ZM231 210V209H230ZM244 210H246V208L244 209ZM260 210V209H259ZM258 210V211H259ZM6 211V213H4V217L7 219V215H8V213L9 212H7ZM33 210H31V212H32ZM36 211V210H35ZM39 211H41V210H39ZM38 211V212H39ZM58 211V210H57ZM56 211V213H58ZM68 211V210H67ZM126 211V210H125ZM129 211H131V210H129ZM140 211V210H139ZM168 211V210H167ZM177 211H179V210H177ZM181 211V210H180ZM191 211V210H190ZM210 211V210H209ZM236 211V210H235ZM234 211V212H235ZM238 211V210H237ZM240 211V210H239ZM239 211H238V213H239ZM5 212V211H4ZM25 212H27V211H25ZM24 212V213H25ZM38 212H35V213H37L38 214ZM44 212V211H43ZM69 212V211H68ZM85 212H86V210H85ZM102 212V211H101ZM105 212H107V211H105ZM111 212V211H110ZM127 212H128V210H127ZM132 212V211H131ZM133 212H134V210H133ZM132 212V213H133ZM136 212H138V211H136ZM175 212V211H174ZM215 212V211H214ZM217 212V211H216ZM227 212V211H226ZM231 212V211H230ZM233 212V211H232ZM250 212V211H249ZM254 212V211H253ZM33 213V212H32ZM40 213V212H39ZM48 213V212H47ZM50 213H52V212H50ZM55 213V215L54 216H56L57 214ZM67 213V212H66ZM88 213V212H87ZM93 213V212H92ZM112 213V212H111ZM129 213V212H128ZM145 213V212H144ZM229 213V212H228ZM260 213V212H259ZM0 214V223L1 222H3L4 223V221L3 220H5L4 219V217L2 216ZM27 214H29V213H25L24 215L23 214H20L23 218L25 217V215H27ZM34 214V213H33ZM49 214V213H48ZM59 214V213H58ZM61 214H63V213H61ZM86 214V213H85ZM102 214V213H101ZM107 214V213H106ZM125 214V213H124ZM130 214V213H129ZM134 214H136L135 212H134ZM148 214V213H147ZM170 214V213H169ZM223 214V213H222ZM235 214V213H234ZM255 214V213H254ZM19 215V216H20ZM35 215V214H34ZM67 214H65V216H66ZM69 215V214H68ZM67 215V216H68ZM72 215H73V213H72ZM87 215V214H86ZM85 215V216H86ZM94 215H95V213H94ZM98 215V214H97ZM123 215V214H122ZM127 215V214H126ZM133 215V214H132ZM136 215H138V214H136ZM143 215V214H142ZM155 215V214H154ZM185 215V214H184ZM192 215V214H191ZM212 215V214H211ZM233 215V214H232ZM239 215V214H238ZM20 216V217H21ZM31 216V215H30ZM38 216H40V214H38ZM45 216V215H44ZM51 216H52V214H51ZM53 216V217H54ZM64 216V217H65ZM70 216V215H69ZM88 216V215H87ZM117 216V215H116ZM128 216V215H127ZM129 216H131V214L129 215ZM138 216H140V215H138ZM243 216V215H242ZM260 216V215H259ZM21 217V219L23 220V218ZM28 217V216H27ZM32 217H33V215H32ZM35 217V216H34ZM62 216L60 215V217H59V219L61 218ZM64 217H62V219L64 220V221H62V222H60L59 223V221H57L58 222V225H57V223L56 222H52V224L53 223H56V227H55V224L53 225L54 227H55V230H57V233H56V235H54V236H49V238H47V239H45V240H43L44 239V237H42V243H41V241L39 240V243H41L42 244V246L43 247H40L41 248V253H39L40 251H38V255L35 257V255L33 256V257H35L34 259H35V261L33 262V263H35V264H91L90 262H89V257L86 255V254H88V253H86V252H83V250H81L80 249V247L78 246V245H76L74 242H73V240H74V238H76L75 239V241L77 240V238H78V240H79V238H80V236H81V240H77L78 242H81L82 240L84 241L86 238H84V236H82L83 234L82 233H80L81 235H79V233L77 234L76 232H75V230H74V227H72L71 229L76 233H74L72 230H70V225H69V223H68V226H69V229H68V227H67V221L66 220H68V219H64ZM90 217V216H89ZM98 217V219H99V215L97 216ZM112 217V216H111ZM121 217V216H120ZM123 217V216H122ZM145 217V216H144ZM143 216H142V218H144ZM182 217V216H181ZM212 217V216H211ZM16 218V217H15ZM26 218V217H25ZM42 218V217H41ZM55 218V217H54ZM69 218V217H68ZM113 218H116V217H113ZM125 218V217H124ZM127 218H129V217H127ZM132 218V217H131ZM213 218V217H212ZM229 218V217H228ZM37 219H38V217H37ZM52 219V218H51ZM58 219V217L57 218H55V220H59ZM97 219V218H96ZM101 219V218H100ZM110 219V218H109ZM138 219V218H137ZM170 219V218H169ZM168 219V220H169ZM186 219V218H185ZM197 219V218H196ZM221 219V218H220ZM235 219V218H234ZM247 219V218H246ZM256 219H257V217H256ZM12 220V219H11ZM15 221H16V219H14ZM14 220H12L11 222H13ZM26 220V219H25ZM43 220V219H42ZM53 221H55L54 219H52ZM92 220V219H91ZM93 220H94V217H93ZM106 220H107V218H106ZM114 220H116V219H114ZM124 220V219H123ZM126 220V219H125ZM177 220V219H176ZM181 220H182V218H181ZM190 220V219H189ZM14 221V222H15ZM32 221V220H31ZM35 221V220H34ZM44 221V220H43ZM60 221H61V219H60ZM69 221H70V219H69ZM102 221H103V219H102ZM117 221V220H116ZM131 221V220H130ZM138 221V220H137ZM175 221V220H174ZM5 222H8V220L6 221L5 220ZM10 222V221H9ZM25 222V221H24ZM27 222V221H26ZM47 222V221H46ZM64 222H66V223H64ZM94 222V221H93ZM98 222V221H97ZM132 223H133V221H131ZM141 222V221H140ZM162 222V221H161ZM166 222V221H165ZM180 222V221H179ZM192 222H194V221H192ZM254 222V221H253ZM258 222V221H257ZM21 223H23L22 221H21ZM50 223V222H49ZM101 223V222H100ZM108 223V222H107ZM113 223V222H112ZM118 223V222H117ZM120 223V222H119ZM131 223V224H132ZM153 223V222H152ZM175 223V222H174ZM174 223H172V225L174 224ZM6 224V223H5ZM12 224V223H11ZM94 224H96V223H94ZM103 224V223H102ZM105 224V223H104ZM103 224V225H104ZM138 224V223H137ZM141 224V223H140ZM179 224V223H178ZM2 225V224H1ZM4 225V224H3ZM36 225V224H35ZM78 225V224H77ZM91 225H92V223H91ZM106 225V224H105ZM112 225H114V224H112ZM124 225V224H123ZM127 225V224H126ZM129 225V224H128ZM184 225H186V224H184ZM193 225V224H192ZM219 225V224H218ZM241 225V224H240ZM259 225V224H258ZM257 225V226H258ZM79 226V225H78ZM77 226V227H78ZM97 226V225H96ZM100 226V225H99ZM119 226V225H118ZM130 226V225H129ZM133 226V225H132ZM131 226V227H132ZM135 226H137V225H135ZM134 226V227H135ZM144 226H145V224H144ZM152 226V225H151ZM170 226V225H169ZM174 226H175V224H174ZM173 226V227H174ZM197 226V225H196ZM15 227V226H14ZM19 226H17V228H18ZM43 227V226H42ZM41 227V228H42ZM58 227V228H57ZM93 227H94V225H93ZM112 227V226H111ZM128 227V226H127ZM130 227V228H131ZM134 227H132V228H134ZM142 227V226H141ZM192 227V226H191ZM202 227V226H201ZM226 227V226H225ZM242 227V226H241ZM264 227V226H263ZM9 228V227H8ZM16 228V227H15ZM40 228V229H41ZM48 228V227H47ZM81 228V227H80ZM106 228V227H105ZM120 228V227H119ZM124 228V227H123ZM131 228V229H132ZM147 228V227H146ZM171 228H172V226H171ZM197 228V227H196ZM199 228V227H198ZM207 228V227H206ZM219 228V227H218ZM222 228V227H221ZM229 228H230V226H229ZM233 228V227H232ZM243 228V227H242ZM248 228H250V226L248 227ZM252 228V227H251ZM44 229V228H43ZM46 229V228H45ZM44 229V230H45ZM76 229V228H75ZM78 229V228H77ZM83 229V228H82ZM100 229V228H99ZM108 229H109V227H108ZM113 229V228H112ZM118 229V228H117ZM137 229H138V227H137ZM145 229V228H144ZM181 229H183V228H181ZM188 229V228H187ZM209 229V228H208ZM245 229V228H244ZM8 230V229H7ZM97 230V229H96ZM102 230V229H101ZM107 230V229H106ZM116 230V229H115ZM118 230H120V229H118ZM127 230V229H126ZM142 230V229H141ZM148 230V229H147ZM157 230V229H156ZM227 230V229H226ZM6 231V230H5ZM12 231V230H11ZM39 231V230H38ZM37 231V232H38ZM50 231V230H49ZM49 231H47V232H49ZM54 231V230H53ZM80 231H81V229H80ZM95 231V230H94ZM94 231H93V234H95L94 233ZM124 231V230H123ZM129 231V230H128ZM135 230L133 229V232H134ZM139 231V230H138ZM150 231V230H149ZM179 231L182 233L183 231H181L180 229H179ZM205 231V230H204ZM240 231V230H239ZM245 231V230H244ZM243 231V232H244ZM46 232V233H47ZM52 231H50L49 233H51ZM56 232V231H55ZM78 232H79V230H78ZM82 232V231H81ZM110 232H111V230H110ZM159 232V231H158ZM167 232V231H166ZM175 232V231H174ZM180 232H178V233H180ZM203 232V231H202ZM232 232V231H231ZM235 232V231H234ZM6 233V232H5ZM10 233V232H9ZM23 233V232H22ZM54 233V232H53ZM53 233H52V235H53ZM113 233V232H112ZM115 233V232H114ZM117 233V232H116ZM136 233V232H135ZM152 233V232H151ZM207 233V232H206ZM212 233H214V232H212ZM218 233V232H217ZM222 233V232H221ZM224 233V232H223ZM222 233V234H223ZM233 233V232H232ZM231 233V234H232ZM247 233V232H246ZM254 234H253V236H252V238H251V240H250V245L249 246H251L252 248H251V251H248L247 249H243L242 247V249H240V250H236L235 248V250L234 251H232V250H230L231 249V247H229L228 248V244L224 241V245H223V243H221L222 245H221V248L220 249H222V254H221V252H220V256H222L221 258H222V260H221V263H219V264H264V260H262V261H259L258 260V258H261V257H258L257 256V254L256 253H258V252H254L255 251V249L254 248H256V247H258V246H260V245H262V241H263V239H262V236L261 235H259V233H258V231H254L253 232ZM263 233V232H262ZM21 234V233H20ZM31 234V233H30ZM97 234V233H96ZM109 234V233H108ZM128 234V233H127ZM133 234V233H132ZM144 234V233H143ZM168 234V233H167ZM171 234V233H170ZM176 234V233H175ZM174 234V235H175ZM185 234H187V233H185ZM203 234V233H202ZM235 234V233H234ZM1 235H4V234H2L1 233ZM39 235H41V233L40 234H38V236ZM48 235V234H47ZM51 235V234H50ZM78 235H79V237H78ZM115 235V234H114ZM117 235V234H116ZM129 235V234H128ZM137 235V234H136ZM193 235V234H192ZM221 235V234H220ZM226 235V234H225ZM6 236V235H5ZM20 236V235H19ZM24 236V235H23ZM37 236V237H38ZM46 236V235H45ZM98 236V235H97ZM111 236V235H110ZM130 236H132V235H130ZM137 236H139V235H137ZM186 236V235H185ZM201 236V235H200ZM223 236V235H222ZM221 236V237H222ZM230 236V235H229ZM240 236V235H239ZM238 236V233H237V237H239ZM264 236V235H263ZM1 237V236H0ZM10 237V236H9ZM27 237V236H26ZM29 237H30V235H29ZM114 237V236H113ZM113 237H111V238H113ZM117 237V236H116ZM127 237V236H126ZM143 237H144V235H143ZM188 237V236H187ZM187 237H185V238H187ZM192 237V236H191ZM211 237V236H210ZM220 237V238H221ZM227 237V236H226ZM2 238V237H1ZM20 238V237H19ZM84 238V239H83ZM94 238V237H93ZM121 238V237H120ZM131 238V237H130ZM140 238H141V236H140ZM139 238V240H134L133 238H132V241H130V239L129 238H127V239H125V237H124V241L123 242H125V243H123V242H121V243H123L122 245H123V247H122V245H121V243L120 244H118V245H115L114 243H116L117 244V242H115V240L116 241H119V240H117V239H115L114 240V246H110V249H111V251H110V253H109V260H108V264H213V262L215 263V261H213V262H211V261H208L207 260V256H210L209 254H207L206 252L204 253V251L203 250H200L199 249V252L198 253H194V252H197V250L195 251L191 246L193 245V243H192V245L190 246V243L189 242H187V240L188 239H186L185 241L184 240H178V239H180L179 238V236H178V239H172V237L170 238V239H168V240H164L163 242L165 243V252H164V254H163V252L162 253H154V251H153V254L151 255L150 253L148 254V253H146L145 252V249H147V247L149 246V242L147 241V240H141ZM161 238H162V236H161ZM167 238H169V237H167ZM182 238V237H181ZM213 238V237H212ZM229 238V237H228ZM231 238V237H230ZM241 238V237H240ZM246 238V237H245ZM248 238V237H247ZM39 239H41V237L39 238ZM96 239V238H95ZM119 239V238H118ZM136 239V238H135ZM217 239H219V238H217ZM222 239V238H221ZM223 239H224V237H223ZM236 239H238V238H236ZM6 240V239H5ZM129 240V241H128ZM154 240V239H153ZM157 240V239H156ZM191 240V239H190ZM193 240V239H192ZM207 240V239H206ZM220 240V239H219ZM229 240V239H228ZM227 240V241H228ZM234 240V239H233ZM241 240V239H240ZM2 241V240H1ZM82 241V242H83ZM87 241H88V239H87ZM127 241V242H126ZM152 241V240H151ZM201 241V240H200ZM214 241V240H213ZM4 242V241H3ZM6 242V241H5ZM86 242V241H85ZM212 242V241H211ZM219 242V241H218ZM230 242V241H229ZM37 243V242H36ZM36 243H35V245H36ZM153 243H154V241H153ZM198 243V242H197ZM202 243V242H201ZM204 243V242H203ZM220 243V242H219ZM34 244V243H33ZM81 244V243H80ZM79 244V245H80ZM84 243H82V245H83ZM107 244V243H106ZM237 244V243H236ZM3 245V244H2ZM27 245V244H26ZM112 245V244H111ZM119 245H121V246H119ZM164 245V244H163ZM207 245H208V243H207ZM215 245V244H214ZM233 245V244H232ZM238 245V244H237ZM85 246H86V244H85ZM85 246H83V249L85 250ZM158 246H160V245H158ZM202 246V245H201ZM211 246V245H210ZM239 246V245H238ZM1 247V246H0ZM3 247V246H2ZM6 247V246H5ZM28 247V246H27ZM36 247V246H35ZM82 247V246H81ZM89 247H90V245H89ZM150 247V246H149ZM148 247V248H149ZM197 247V246H196ZM200 247V246H199ZM198 247V248H199ZM207 247H209V246H206V248ZM220 247V246H219ZM234 247V246H233ZM87 248V247H86ZM205 248V249H206ZM210 248V247H209ZM217 248H218V246H217ZM239 248V247H238ZM28 249H31V248H28ZM38 249V248H37ZM150 249V248H149ZM161 249V248H160ZM163 249V248H162ZM195 249H197V248H195ZM203 249V248H202ZM216 249V248H215ZM220 249H218V251L220 250ZM11 250V249H10ZM93 250V249H92ZM107 250V249H106ZM156 250V249H155ZM164 250V249H163ZM193 250H194V252H193ZM206 250H208V249H206ZM205 250V251H206ZM256 250H258V249H256ZM2 250H0V252H1ZM28 251V250H27ZM87 251V250H86ZM213 251V250H212ZM217 250H216V252H218ZM17 252V251H16ZM36 252V251H35ZM106 252H108V251H106ZM105 252V253H106ZM156 252V251H155ZM3 255H4V253L3 252H1ZM19 253V252H18ZM209 253V252H208ZM212 253V252H211ZM219 253V252H218ZM261 253V252H260ZM9 254V253H8ZM16 254V253H15ZM26 254V253H25ZM36 254V253H35ZM5 255H6V253H5ZM24 255V254H23ZM106 256H107V254H105ZM212 255V254H211ZM219 255V254H218ZM264 255V254H263ZM214 256H215V254H214ZM261 256H262V254H261ZM14 257V256H13ZM91 257V256H90ZM105 257V256H104ZM264 257V256H263ZM87 258H88V260H87ZM208 258H211V257H208ZM213 258V257H212ZM220 258V257H219ZM14 259V258H13ZM0 260H1V258H0ZM3 260V259H2ZM9 260V259H8ZM16 260V259H15ZM210 260H212V259H210ZM258 261L259 262H261V263H258ZM6 262H7V260H6ZM5 262V263H6ZM96 262V261H95ZM219 262V261H218ZM4 263V264H5ZM18 263H20L21 264V262H18ZM97 264H99L98 262H96ZM95 263V264H96ZM12 264V263H11ZM14 264H16V263H14ZM23 264V263H22ZM217 264V263H216Z\"/></svg>", "mask_w": 264, "mask_h": 264}]
</instances>
